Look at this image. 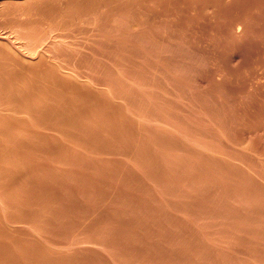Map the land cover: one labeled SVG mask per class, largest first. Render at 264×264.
<instances>
[{"label": "rangeland", "instance_id": "1", "mask_svg": "<svg viewBox=\"0 0 264 264\" xmlns=\"http://www.w3.org/2000/svg\"><path fill=\"white\" fill-rule=\"evenodd\" d=\"M23 1H25V2H23ZM23 1L21 0L20 3L18 2L19 5L17 2H12V3H8V4L4 5L3 8L5 7L4 9L7 10V12L5 10L1 9V11H0V40H2L3 37H5V36L8 37L7 40H5V41L2 40L3 41V42L1 41L2 43L7 42L8 45L11 44L10 46H12L17 42H20L23 45H27L28 42L29 43L34 42L35 36H38V34H39L38 32H40L45 27L44 25H42L43 17L46 16L45 13L46 14H48V12L51 13V11H50L51 9H52V13H55L54 16L58 13H61V11H63L64 15L66 14L65 17L63 15L62 18L59 17L56 20L55 27L57 29L55 30V33L67 34L69 26H70L69 22H71V24H72V20L75 21L73 18L74 16L71 15L72 16V18H71L70 13L72 12V13L76 14L80 10H81L80 11L81 14L83 12L86 13L87 9H88L87 7H89V9H90V5H91L92 1L94 2L92 7H94V6L97 7L98 2L100 0H98V1L97 0L96 1L95 0H92V1L89 0L88 2H86L87 0H76V1L70 0V3L73 2L71 4L67 2L69 0H61L62 2H59L60 0H52L53 4L50 3L51 0H49V1L48 0L47 1L46 0H30V1L29 0H23ZM53 1L56 2L55 3L56 5L59 3L58 6H60V8H62V9L69 6L68 8L71 9V12L70 13L67 12L69 10L68 8H65L63 10L61 9V11L58 10L59 9L58 6H56L57 7L56 8L54 6L55 4ZM64 1L66 3H64ZM77 1H79V3H76ZM101 1L103 2L106 0H101ZM117 1H120L119 5L122 6L121 5L122 0H117ZM117 1L113 0L112 9L115 12L112 11V14L114 17L119 16L118 19L119 18H121V19L124 18V19H122L123 23L121 20L120 21L118 20L117 23L112 22V21L117 20V18H115L116 20H114L113 16H112L113 18L111 17V20L112 19L113 20L112 21L110 20V26H111L110 29H112L109 32V35L111 36V37L109 36L110 41H111L110 43L113 42L112 44H114V45L116 44L115 45L116 48H115V46L112 47L113 46L112 44L110 45V49L108 48L109 50L106 48H101L102 49V51H101L100 47H102V46L96 47L95 48L96 51H94L95 53H93L92 56L85 55L82 58H80L79 63H77V65L80 64L78 66V68L80 70H82L85 75L88 76V74H89V75L93 76L94 79H96V80L90 78L91 76L90 77L88 76L90 78V81L85 79V78H80V79L78 78V81H77L79 84L78 87L81 86L80 87L81 89L80 88L78 89V87H76L77 89L76 88L74 89V88H67L64 86L61 89L62 85H57L55 83L49 82L48 83L49 89L50 88L52 89L53 85H54V87H56V89H58V90L61 89L60 91L62 92V94L64 96L59 91H57V92L54 91L55 88H53L52 91L49 90L52 93L48 92V93H50V94L47 93L48 95L47 94H41L40 92H37L38 93L37 94L36 92H34V94H33L34 98L32 97V94L30 96L33 99H31V98L28 99L27 96H23L24 98L27 99L26 101H24V100H22L24 98H22V99L19 98L20 100L24 101V103L27 102L29 104V102H31V100L33 101L34 99L35 100L36 99L42 100V98H43V101H41V102L49 101L50 99L52 100L53 98H52L51 94H56V93L61 94L59 96H57V95L54 96V99L57 96V98H56L57 100H60L62 98H66V96L71 97L72 94L74 96V94H77V93L85 95V96H83V98H81V100L73 101V104H71L66 109V111L61 112V118H58L60 116H53V118H51L52 121L57 120L58 123H61L59 125H63L62 127H64V128L60 129L62 131L60 133V135H65L66 131L70 132L69 129H65L67 127L70 129L74 128L73 130L71 129L72 131H74L77 127L76 133L75 132L72 133V131H71V134L73 137L79 138V140L83 141V142L82 141L79 142V140L75 139L78 142V143H76V145H78V144L80 145V143H81V145L80 146L78 145V146L81 147L83 145V147L79 148L78 146H75V144H73V149H71L72 148L71 142H73L72 139H74V138L71 137L72 139L69 142L68 141L69 139L67 137L71 136V135H67L68 132L66 134L67 137H66V135L64 136V138H61L62 136L60 137L62 139L61 140L59 137L57 138V136H59L58 135L59 132H57V135H56L55 132H51V131L46 130L49 133H46V131H45V133H46L45 134V133H42L43 131H38L39 130L38 128L33 127L34 128L33 129L29 124L28 115L26 114L27 115L26 116L24 114V116L27 118V120H26L25 117L22 116L23 114L21 115V113H20V115L18 114L17 118L19 116H20L19 118L23 117L26 120V126H23L24 124L21 126L16 125V127L13 130L14 132H12V134H10V133H9L10 135L8 133L6 134V132H4L5 130L2 132L3 134H1L3 136L5 133L6 135H4V136H7V137H11L12 135H14V136L16 135L15 136L16 140L17 141L19 140L18 141V143H19L18 147H16L18 144L17 141L16 140H14L15 142L13 141L14 142L13 144L17 143L15 145V147L13 145V148H14L13 152L14 151L15 152H14V154L12 152L11 154H9V156L10 155L15 156L16 152L19 151V148H22V145H24V143L21 144V142H20L21 139L23 140L22 142L27 141V139H29L28 140L29 142L31 141V143L28 144L30 146L29 149H28V145L26 144V143H28V141L25 143L26 148H27L26 152H28V154L26 153V156H28L29 160L33 161L34 163L37 160H39V161H40V159L42 160L43 159L42 155L43 156L45 155L44 159L42 161L45 160L46 155H47L46 158H48L50 156V153L46 154L47 151L51 152L50 157L52 158V161L54 158L52 156V154L55 156V159L58 158L59 155H62V156L66 155L67 157L61 156L63 160H60L61 159L60 156H59L60 159H58V160L56 159L59 164L60 163L63 164L64 162H66L65 164L61 165L60 168L58 166L59 164L56 162L55 159H54L55 161L52 162L53 165H54V162L57 164L54 166L57 167L56 169H59V171L57 170L58 171L57 172L56 169H54L55 168L54 167L53 169L57 172V174H55V172H52L53 169L51 168L52 169L51 174L52 175L54 174V176H56L57 178H60L57 180V181L60 180V183L58 182V184L60 186H57L58 185L57 183L55 185V183L53 181V184L55 185V187H53L52 180L55 177L52 176L51 174H50V176H52V177L47 176V180H49L48 177H50L52 179V180L50 179L51 181L50 180L48 181L51 183H49L47 186L52 184L49 187V188H52V190H53V188L55 189L57 187L63 186L65 188H67V191H68L69 187H72L71 188L72 192L68 191V193H67L65 190L64 192H66V194L60 195V193H59L60 188L56 189L55 191L53 190L54 192L58 191V193L56 192L58 195L56 193H55V195L60 196V197H57L59 199H57L55 196L56 200H58V201H56L54 198V200L56 201L55 205L51 204L52 207L55 206L53 211L55 209L57 210V215H56V213H55V215L56 216L59 215V217L56 220L53 219L54 217L51 213V211H52L51 209H50L51 211L49 210L50 213L48 210L46 211L49 214H48L47 218L44 220H43V218H44L43 213L42 214L40 213L42 216L39 214V212H38V214L36 213V211H39L37 208H33L34 209V210H32L33 213H29V211L28 212L26 211L29 214L22 213L23 210L21 212V209H22L21 206H20V208H21L20 211H17L19 209L17 207L19 203L14 204V205H16L17 210L14 208V205L12 206L14 208L13 210H15V212L16 211L18 213L20 212L19 215L17 214V212L11 213V211H12L11 210L12 207L10 208L11 203L15 202V201L12 202V200H14V197H16V198L19 197L18 195L22 193V191L19 192L21 190V188L25 189L24 188L25 184L23 182L25 180H23V181L21 180L22 179V178H20L21 175H23V179H27L25 181L26 183L28 182L27 185L30 183V181H32L31 182L32 184L30 183V185H28L29 186L28 189L25 190V192L23 190V192L25 194L30 190L33 183H35V185H38V183H40V185H42V183L44 184V182H42V181H44L46 179V175H44V173L47 172V169L42 170V167L40 169V166H43L44 164H48L49 159H50L49 161L51 163V158L47 159L46 160L47 162L44 161V164L41 161V163L39 162L41 165H39V164H37L38 163V161H37L35 163V165H31V164H33V162L29 161L26 158V156L24 157L25 149H24V151H23V149L22 150L20 149L21 151H19V153H18V154H20V152H21V154L23 153L22 154L23 156L22 155L21 156L26 159L25 161H23L21 159L22 157L18 154H16L17 158H15L16 156L14 157L15 159H19V156H20L21 157L20 161H19L20 163L22 161L26 163L27 160L29 162H31V164L28 162V163H26L25 166L24 165L23 166L27 167V165L29 166V164H30L33 168L32 170L36 174V177H38V176L41 177L38 174H41V175L43 174L44 175V176L42 175V177H44L43 179H42V177L40 179L38 178L40 180V182L36 181L37 179H36V177L34 178V176H35L34 174L30 175L31 177L34 175L31 180L29 179L30 176H28L29 178L27 177V175H29L31 173L26 172V171H28L27 169H31V166L27 167L26 171H25V168H22L23 166H21L23 163L20 165V163H18V164L16 163V162H18V160L16 162L14 161L15 163H13L11 159H10L11 161L7 160V162H9V164H10V167H13L15 164H16V166L17 165L21 166L19 168H17L18 166L16 168H15V166L13 168H11V169H14V168L19 169L18 171H21V172L17 171L16 174L19 173L21 175H19V174L15 175V173H13L15 171V169H14V171L11 170V171H13L12 173L10 171V173H11L10 177L12 175H15V176H12V178L14 177L13 182L18 180L17 178H19L20 180H18L16 182H18L20 185V182L22 181L21 184H24L23 186L21 185L22 187H20L18 185L20 188L17 187V184H15L16 190H18V188L20 189L18 191H15L18 193L16 195V194H14L15 192H13V190H15V188L14 189L12 188V186L14 187L15 185L13 184L12 179L10 180L11 182L9 181V178H10L9 174L10 173H9L7 167H5L7 163H6V160L4 158L8 154L7 153L5 154V151L2 150L1 152H4L3 155L5 154L4 155L5 157L2 156V153H1L0 155L2 156V158L1 157L0 158L2 160L0 159V161H1V164L3 163L2 166L5 167V170L7 169L6 171H8L7 174H5V172L3 174L8 175L9 178L6 176L7 177V179H6V177H3L2 173H0V178L2 177L1 178L2 182L0 179V183H3L4 180L7 183V184L5 183V185L2 184L0 186L4 185L3 187H5V188H6V186L7 187L9 186L8 187L9 189L6 188L9 191H7L6 189L3 190L4 188L0 187L1 193H5V191H6L5 194H7V195L3 194L5 197L3 195L0 197L3 198L2 200L7 201L8 198L10 199V196H11L10 190H12V189H13L12 190L13 195H12V199L9 200L11 202L8 203V205L5 204V205H7V207H5V205L2 206L1 205L2 203H0V213L1 214L3 213V211H5L4 214L6 212L11 213V214L6 213L8 215H11V218L5 214V216L9 217V218L6 217L7 223L5 225L8 224V227L7 226H5V227H7V230L5 229L4 225H2L4 223L3 221L5 220L4 215L2 214V216H3V218H2V216L0 214L1 220L3 219L2 222L0 221V229L1 228L3 229V230H0L1 233L3 232V236L2 235L1 236L4 237V235L7 234L6 233L7 231L9 233V236H8V234H7V236H5L6 239H4L0 236L1 237L0 238V241H1L0 242V250H1L0 253H3V254L5 253L4 254L5 257L3 255L0 256V259L3 257L0 261H2L4 259L3 261L5 262V260H6L5 258L8 257V256H6L8 253L7 252L8 250L10 251V253H11V251L13 253V252H15L14 250H17L16 249L17 247L12 248V250H11V246H12L13 242L16 243V241H17V245H18V242L20 245V246L18 245L20 247V248L18 247L20 249V250L18 249L19 251H21L22 246H25L23 244H26V248H27V249L25 248L21 251L22 253L24 252V256L20 252V256L22 255L23 257L19 256L18 250L15 252L16 257L15 256L14 257L15 258L18 257V259H16V260H20V261H17V262H20V263L23 262L22 264H105V263L106 264H111V263L114 264V262H113L114 259H112L113 258L112 256L117 257L119 255L121 257L120 258L121 261L119 259H117V260H119L118 262H117V260H115L116 264L117 263L120 264L121 262L123 264H129V263L130 264H248V263H250V264H262L261 262L262 261L264 262V201L262 200V199H264V193H263L264 185L261 186L262 184H264L263 183L264 182L263 181L264 180V177H263L264 176L263 175L264 174V152L261 153L262 150L264 151V145H263L264 140L261 141V139H264V133H262V131L264 130V96L262 95V92L264 93V90H263L264 86H262V85H264V82H263L264 81V79H263L264 78V0H249L250 2L248 0H247L248 2L246 0H244V1L240 0V2L238 4L240 6H238L239 8H237V9H236L235 5H237L238 2L235 3L236 0L235 1L233 0V2H232V0H229V1L226 0V2L228 3L227 6H226V3L224 0H220V1L218 0L219 1L218 5H220L222 3L221 4L223 6L222 8L225 7L224 9H221V5H220L219 6L220 10L217 9V6L215 7L218 11L217 14L219 13V11L220 12L222 10L225 11V13H224V11H223V13L222 12L219 13L221 15L222 14L224 15V16L222 15V18H221V15L218 14L220 16V18L223 19L220 21L218 20L219 17L218 18L216 17L218 15H216L215 11H213L214 6H211L214 4L216 5L217 0H203V1L199 0L201 7L199 6L198 0H196V2H195V0H177V2H179V4H177L176 0L174 1L176 3H174V2L171 3V0H169L168 3H167V0H161L162 1L161 3H160V0H155V1L152 0L154 2L149 3L150 1L147 0L148 6H147L146 2H141L143 0H138L139 2L137 0H129L130 3L133 1L131 3L132 5L128 2V0H126L128 2V4H127V2H125V0H123L124 6H122V7L118 6ZM136 1L138 2L137 3L138 5H134V2L136 3ZM144 1H146V0H144ZM163 1H165L164 4H166V3L167 4L164 5ZM191 1H194V2H191ZM230 1L233 4L234 3L235 4L233 5L232 3H230ZM85 2L88 4H86ZM124 2L126 5L124 4ZM156 2L160 3V5L163 4L164 6L161 5L163 7L159 8V10H157L159 7V4L157 5ZM190 2L192 3L191 5L189 4ZM241 2H242V4H241ZM63 3L65 4L64 6H63ZM82 3H84V6ZM89 3H90V5H89ZM99 3H101V2H99ZM140 3L146 9L150 8L149 10L147 9L149 12H147V10H145L147 13H149V14H147L148 17L146 16V13H144L145 11L143 12L142 10H140L143 8V7L140 8L141 7ZM193 3H195L197 5H195ZM209 3H212V4H209ZM223 3H224V5H223ZM66 4H68V5H66ZM115 4H116V9L118 8L117 11L114 9ZM150 4H152V5L150 6ZM172 4L173 5L177 4L178 6L177 5L176 6L178 7V10H176L177 7L174 8L175 5L173 6ZM45 5H46V7H44ZM71 5H74V7ZM75 5H77L79 7L81 5L82 9L77 8L78 11L77 10L73 11L77 7ZM182 5L185 6V8H183ZM188 5H190V6H188ZM245 5H248V6H245ZM85 6H87L86 10H85ZM99 6H100V4H99ZM125 6L126 7L131 6L133 8L127 7V11L129 10V13H127L126 9H124V8H126ZM136 6H137V8H136ZM229 6L232 8V12H231L232 16L230 13H228V14L226 13L227 11H229V12L231 11V8H229ZM6 7H7V9H6ZM151 7L153 8L152 9L153 15H150L151 11H152ZM180 7H182V9H183V10L180 9V11L182 10L181 11L182 14H178ZM194 7L198 8V9H196V8L194 9ZM203 7H205V8H203ZM206 7H208V9ZM209 7H211V8L209 9ZM226 7L229 8L230 10L226 9ZM46 8H48V9H46ZM119 8L120 9L123 8L122 12H121V10H119ZM199 8H201V9H199ZM215 8H214V10H215ZM133 10H134V12H133ZM136 10H138V11L140 10L139 14H142L141 15V16H143L142 18L139 16L138 11H136ZM174 10H176V11H174ZM198 10H200V12ZM201 10H204V11H202L203 12V14H202L203 18L200 20L199 18H201V14H200ZM206 10L212 11V12L206 13L205 12ZM158 11H160V12H158ZM166 11H167V13H165ZM172 11H174V13L177 12V15L175 13L176 17H178V18L175 17L176 20L174 18L169 17V14ZM233 11L235 14L233 13ZM235 11L241 13L240 17H238L239 13H238V15H236L237 12H235ZM9 12H11V13H9ZM12 12H15V13H12ZM37 12L39 13V17L36 14ZM123 12L124 13L126 12V13L124 14ZM194 12H195V14H192ZM204 12H205V15H204ZM41 13L43 16L41 15ZM119 13L122 15L124 14L125 17H124V15L123 16L118 15ZM156 13H157V15H159L158 16L159 20L156 17L157 16ZM184 13H186L189 16L187 17V15H183ZM212 13H214L215 15H211ZM16 14H17V16H16ZM78 14L79 13L76 14V18H75L77 20L79 17H82L81 14H80L81 16L77 17ZM137 14H138V16H137ZM160 14L165 15V16L160 17ZM172 14H173V12H172ZM206 14H207V16H206ZM225 14L230 16L228 18L229 20L227 19L228 16ZM128 15H129V17H128ZM180 15H182V16H180ZM191 15L194 16V19H192L193 16L191 17ZM208 15H211V17H213V18H211V19L208 18L209 17ZM40 16H42V17L40 18ZM126 16H127V19H125ZM170 16H171V14H170ZM179 16H180V18H179ZM184 16H185V20L183 18ZM131 17H133V18H131ZM138 17H140V18H138ZM163 17H166V18L163 19L164 21H161V19ZM172 17H174V14ZM186 17L188 18V20ZM204 17H205V19H204ZM206 17L208 19H206ZM235 17H237L239 19H237ZM16 18L18 20H16ZM63 18H66V21L63 20ZM69 18H71V20ZM128 18L130 19V22H129ZM151 18L153 19L152 21L155 20L154 25H153V22L151 21ZM230 18L232 20L234 19V21L232 22V20H230ZM240 18H242V19L244 18L243 22ZM142 19H143V21H142ZM165 19H166V21H165ZM178 19H181L182 21L180 22V20H178ZM189 19H191V21L196 19L195 21H196V24L198 27L195 25L194 21H193L194 26H191L193 23H191V25H190V23H188V21L191 22ZM226 19L228 20V22H226L227 21ZM61 20L66 23L67 29L64 26H63L64 28L62 27L63 29H60L61 24H59V23H64ZM124 20H128V22L126 23V21H124ZM132 21L137 24L136 28H138L139 31L144 29L145 35L149 34L148 32H150L149 36L150 37L156 36L155 40L156 39L157 40L155 41L154 38L151 37V38H153L152 39L153 41H151V39H148L149 36L148 35L144 36V34H143V36L142 35L139 36L140 35L139 31H138L139 35L131 34L129 28H127V27L131 24ZM141 21H142V23H141ZM148 21L152 22V24L148 23ZM160 21L163 24V25L161 24L162 26H160V23L158 26V22H160ZM145 22H147L148 25L145 24ZM173 22L175 24H177V23L180 24L179 26H181V27H183L182 25L185 23V25L187 24L190 27V29H192V30H190L189 28H188L189 29L188 30L187 25H186V27L184 25L185 29L183 28V30H187L188 34L185 35L182 33L183 34L182 35L180 33L181 27H178L177 26L178 24H177L176 26L180 30L177 31L179 36L178 35L176 36L175 32L178 29H175V28H174L175 30L173 29V27L175 25ZM182 22H184V23H182ZM239 22H242L241 27L244 29H242L240 27V25H237V24H240ZM39 23H41V24H39ZM164 23H170V25L167 26ZM211 23H213V24H211ZM230 23H231V26L235 25L236 27L235 26L231 27ZM209 24H211V25H209ZM142 25H145L144 27H146L148 29V31L146 30V28H143ZM154 26H158V28H157L158 31L160 30L161 27L162 28L165 27V28H163L162 31L160 30L161 32H158V31H155L156 27L154 28L155 30L153 29ZM29 27H31V28H29ZM120 27L122 29H120ZM150 27H152L151 30L153 29V32L150 30ZM167 27L170 28L171 33L174 30V32L171 35H168L169 34L168 33L169 28H167ZM199 27H203L202 30H201V28L199 29ZM245 27L248 29H246ZM38 28H40V29H38ZM125 28L128 31L125 30ZM194 28H196V29H194ZM231 28H233V29L236 28V29L233 30ZM31 29L32 30L36 29V30L31 31ZM37 29L39 31H37ZM114 29L115 30L117 29L116 30L117 32L113 31ZM245 29L247 31H245ZM198 30H201V31L198 32ZM242 30H244L246 33ZM29 31H31V32H29ZM35 31H37V32H35ZM166 31H168L166 34L163 33ZM195 31H196V33H195ZM231 31H233V32H231ZM234 31L237 32V34ZM151 32L153 33L152 35H151ZM155 32H157V34H155ZM181 32H184V31H181ZM117 33H119L120 35ZM200 33H202V34L200 35ZM238 33H240L241 35ZM30 34L32 35V37ZM126 34L129 36L128 39H127L128 36ZM172 35H173V37H171ZM188 35H190L189 40H188L189 42H187V38H185L186 40H183L184 37L188 36ZM197 35H199V36H197ZM136 36L139 37L140 40H139V38L137 39ZM15 37L19 38V39H16ZM20 37H21V39H20ZM29 37L33 38V39H30ZM141 37H145V39L147 38L146 40H144V39L143 40L145 42L148 40V42H151V44L146 45L148 42L147 43H145L144 41L142 42ZM166 37H168V39H172V40H167ZM178 37H181L180 38L182 40L181 43L184 41V43H186L187 45H185L184 43L180 44V42H179V44H176L178 39L176 41H174V40ZM111 38H113V39H111ZM28 39H30V41ZM8 40H11V41H8ZM133 40H135V41H133ZM163 40L166 42H164ZM21 41H23V42H21ZM12 42L14 44H12ZM122 42L124 43V45ZM157 42L160 43V45H161L160 48L157 47L159 45ZM163 42L165 43V45L167 43L169 45L171 43H173L176 45V47H174L175 45H172L174 47L172 49V47L167 44L166 46H164L165 47L164 48V47H162L164 45ZM193 42H194V44H193ZM2 43H0V45ZM153 43H154V46L152 45ZM155 43H157V44H155ZM7 44L5 43V44H2L3 46L2 45L0 46V49H1L0 50V55H1L0 59L3 56L2 59L0 60L1 61L0 72L2 70V72L0 73V76L4 72L3 70H7V67L10 69V71L13 68L12 69L13 73H14V71L18 70L19 66H20V68H22V66L25 68L22 70L20 69L21 70V71L19 70L20 72L17 71V74L15 72L14 75H10V76H8V73L6 75L5 74L6 72H5L4 76H1L2 78H0V79H4L3 77L6 78L8 76L6 78V80L8 79V81H9V79H10L9 83L11 86V84L14 83L15 80L17 79L16 75H18V77H19L18 80H20V79L22 80V78H23V80H22L23 83H20L18 81L19 84L23 85V87L28 86V84H26V82H24V81H27V82L29 81V83H30L31 81H37L38 80V83H40V84L42 82H46V79L42 80L40 75H39V71L44 69L42 67H45L44 64H42L43 63L42 59L41 60L39 59L40 61L37 60V58L40 57L39 51H41V50H39L38 52H36V54H33V55L32 54H25L24 56L22 55V57L27 58V59H24V60H26V64L24 63L25 66L22 64H18V62L14 61L16 63V65H15L14 62H12V61H11L12 64L10 62H8L11 59H8V56L3 54L4 52L2 50L4 49L5 45H6V47L8 46ZM128 45H130V47ZM144 45L147 47L149 46L148 49H147V47L145 48ZM179 45H183V47H181ZM141 46L144 47L145 49H147V52H146V50H143L144 48H142ZM155 46H156V49L158 51V53L156 52V54H155L156 49L154 50ZM168 46L170 47V49H167V48H169ZM150 47H152V50L150 49L151 51H149ZM61 48H62L61 49V52H62L61 56L64 57L65 59H69L71 57V54H72L69 51L70 49L68 50L65 47H61ZM125 48H128V50L126 49L127 50L126 51ZM129 48L131 50H134L132 52H135V53L133 54L131 52V50L129 53ZM113 49H116V50L113 51ZM158 49H160V50H158ZM161 49H162V51H161ZM63 50H67V52L64 53ZM98 51H99V53H98ZM109 51L117 52L116 53L117 55H115V53L113 55V54H111L112 52L109 53ZM138 51H140L144 55L141 56L140 55L141 53ZM100 52H103L104 54L103 53L100 54ZM136 52H137V57L135 56ZM145 53H146V55H145ZM95 54H97L98 57H96L97 55H95ZM149 54L150 55L152 54V55L149 56ZM27 55H28V57H27ZM5 56H7V61H6V59H5V61L3 59ZM88 56H90V57H88ZM30 57H32L30 59L31 62H29V61L27 62V60H29ZM41 57H42V55H41ZM67 57H69V58H67ZM101 57H102V60H101ZM106 57L109 60L105 59ZM122 57H125L126 59L124 58L122 60ZM140 57H142L144 62L147 61V63L144 64ZM151 57H154V58L156 57L155 60L156 59L157 60L154 61V59H152ZM98 58L101 61H99ZM96 59L98 60V62ZM103 60L106 61L105 63L108 62L107 64L109 66L107 64H105ZM117 60H118V62L122 61L123 63L127 60L126 61L127 63L125 62L126 63V65H125L121 62L124 66L121 63L120 64L122 66H120V64L117 62ZM35 61H37V63ZM150 61L155 62V64L150 62ZM2 62H6L5 63L6 65H8L7 63H9L10 66L8 65L6 67V66H4V63H2ZM113 62L115 65H113ZM131 62H134V63H131ZM98 63L101 65L100 67L98 66ZM111 63H112V65L110 66ZM46 64H48V63H46ZM143 64L146 66H144ZM102 65L104 68L107 67V69H104L102 67ZM116 65H118V66H116ZM127 65H129V69H127L128 68ZM133 65L135 67H132ZM149 65H151L150 68H148ZM215 65H217V66H215ZM86 66L88 67V69L86 68ZM112 66L114 67V69H111ZM119 66H120V69H119ZM108 67H110L111 70ZM122 67H124L123 70L121 69ZM125 67H126V69H125ZM142 67H145V68L142 69ZM26 68L28 69V71ZM135 69H137V70H135ZM216 69L218 70V72ZM87 70H88V72H87ZM112 70H114V71H112ZM127 70H128V72H127ZM214 70H216V71H214ZM33 71H34L35 75H34ZM102 71H104V72L101 73ZM130 71L131 72L136 71L137 73H135V74L137 76H135L134 73L133 72L131 73ZM213 71L215 72V75H214ZM37 72H38V75H36ZM110 72H111V75H108V74H110ZM219 72H220V74H217ZM90 73H92V74H90ZM106 73H107V75H106ZM112 75H113V77H112ZM114 75L118 76L117 77L118 80H117L116 76L114 78ZM151 75L153 78L151 77ZM218 75H220V76H218ZM20 76H21V78H20ZM25 76L28 77V79ZM95 76H98V77L96 78ZM128 76L130 79L128 78ZM134 76H135V78L137 77L138 79L137 78L135 79ZM148 76H149V78H148ZM121 77L122 78L124 77V78L122 79ZM113 78L117 81L114 82L115 80ZM119 78H120V80H119ZM141 78H143V80H144V81L142 80L143 82H141V83L146 84V85L144 84V86H148L150 88L153 85L152 87L154 89H151V90L149 88H147L148 90L144 89L143 88L144 86L141 85V83L139 82V81H141ZM156 78L158 81L156 80V82H155L154 79H156ZM211 78H213V80ZM82 79H83V82H81ZM99 79H102V81L104 80L105 81V82L103 81L104 84L101 81H99ZM124 79H126V80L129 79V80L126 81ZM131 79L133 80L134 83L131 82L132 81ZM242 79H243V81L246 82L245 84L242 82ZM6 80H4L5 83H7ZM111 81L114 84H111L112 83ZM124 81H126V82H124ZM129 81L134 85L137 83L140 84L141 86H143L142 89H144V90L143 91L140 90L141 88L139 89L138 85H135V88H134L133 85L129 83ZM87 82H88V85L93 83L89 86L90 87V90L88 89L89 91L87 90L88 85L85 84ZM97 82H98V84H97ZM99 82L102 84L100 85ZM15 83L17 84V82H15ZM253 83L255 86L254 85L251 86ZM257 83H259L261 85H259ZM16 84H15V86L13 85L14 86L13 88H15V87H17L18 89L23 88L21 85H16ZM126 84H128V86ZM8 85L6 88L9 90L11 88ZM83 85L86 87H83ZM97 85L98 86L100 85V90L102 89L101 93H100V90H97V91L94 90L96 87H97L96 89H99ZM258 85H259V88H256ZM91 86L92 87L94 86V87L92 88ZM105 86H107V87H105ZM112 87H114L113 91H112ZM115 87H118V88H115ZM119 87H122V88H119ZM128 87L130 90L127 89ZM65 88H66V90L68 89V91H65ZM251 88L253 90H251ZM69 89H70V92H69ZM71 89H72V93H71ZM91 89H92V91H94L95 96H94V93L91 92ZM124 89H126V90H124ZM134 89H138L139 93H138V90L135 91ZM243 89H246L245 90L246 94H245V91ZM248 89H249V91H248ZM257 89H259V91ZM121 90H123V92ZM127 90H129V91H127ZM146 90L149 91L150 93L149 92L147 93ZM153 90H155L156 92L154 93ZM239 90H242L244 94L242 93V91H239ZM124 91H125V93H124ZM126 91L129 92L130 94H126ZM152 91H153V95L157 98L153 97V95L151 94ZM66 92H69L71 95L69 93L66 95L65 94ZM87 92L88 93L91 92L90 94L93 93L92 95L94 96V99L92 98V100L94 101L95 106H94V103L92 100L87 99V97H86ZM97 92L99 93L98 95H97ZM113 92H115V93H113ZM141 92H144L146 95L142 94ZM239 93H241L242 95L240 94L241 96L240 95L237 96ZM257 93H259L258 96H257ZM100 94H102V95L100 96ZM147 94H149V95L147 96ZM155 94H157V95H155ZM248 94H251L254 97L249 95L250 96V98H249V96L247 97ZM36 95H37V97L40 96L41 98H35ZM49 95H51V97ZM116 95L118 96V98L116 97ZM128 95H131V97H129ZM28 96H29V94H28ZM47 96H48V98H47ZM61 96H63V97H61ZM99 96H100V98L102 97L104 101L101 100L102 98L100 100H98ZM103 96H105L106 98L104 99ZM151 96H152V99L154 98L153 100L151 99ZM107 97L109 100H107ZM126 97H129L131 99V102H129L130 101L129 98H126ZM149 97H150V99H149ZM235 97L236 98L239 97L238 99H241L244 97L245 98L244 100H247V102H244L243 99H241V101L237 99L238 101H240V106H239L238 105L239 102L235 99ZM252 97H253V99H252ZM259 97H261L262 99H260ZM111 98H113V99L110 100ZM158 99L160 101H158ZM35 100L33 101V103H35ZM38 100H36V102H37L36 104H38L40 102ZM106 100L109 101L107 104H105L107 102ZM113 100H114V102H113ZM122 100L124 101V103ZM125 100H127V102ZM100 101H101V103H100ZM115 101H116V103L119 102L120 105L118 103L116 104ZM242 101H243V103H245L244 104L245 106H246V103L247 104L250 103V105L252 103H254L255 105L254 104H252V105H254L255 107H253L251 105L252 106V109H251V107L249 105H247V107L248 106L249 107L245 108ZM253 101H256V102H253ZM159 102L161 104H158ZM33 103L31 102L30 104H33ZM53 103H56V101L51 102V104H53ZM102 103H104V104H102ZM110 103L112 106V107L110 106L111 108L109 107ZM126 103H128L130 105H127ZM98 104L102 105V107H103V108L99 109V111H98V108L100 106H98ZM122 104H124V105H122ZM74 105L77 106V107L75 106L74 109L79 108L78 111L71 108ZM127 106L128 107L130 106L131 109L127 108ZM16 107L18 109H20L19 106H16ZM117 107H119V108H117ZM184 107L187 109H185ZM140 108L141 109H147V110H143V111H149V112H146V113H148L149 116H150V114L155 115V116H153V118H152V116H150V118L147 117V119H149L151 121H153V119H156V121H157V119H158V122H160L159 121V119H160L161 120L160 125H158L159 123L155 122V121L146 125L145 123H149L151 121L146 120V118H144L142 116L143 113L144 114H146V113L143 111L141 112ZM249 108H250V110L256 109V110H253L254 113H256V111H261V112H260V114L257 112V115H255L252 111H249ZM104 109L105 110L107 109V112ZM111 109L112 110L114 109L113 110L114 112L111 111ZM128 109L130 110V112H128ZM115 110L122 112V114H119V113L114 114L116 112ZM235 110H236V113H235ZM102 111H104V112H102ZM108 111L111 112V114ZM238 111H240V112H238ZM246 111H248V114ZM105 112H106V114L107 113L108 114L107 115L102 114ZM242 112L244 113V115ZM251 112L253 113V115ZM130 113L132 115L135 114L136 117L133 116L134 117L133 118ZM240 113L243 115L242 116L243 118H241V120H240V116L238 115ZM261 113L263 114V117L261 116ZM99 114H101L103 116L105 115L107 117V121L110 119L108 122L109 123L111 122V125L113 127L111 125L107 126V125H109V123L104 121L103 119L100 120L101 116H100V119H98ZM112 114H114V115H112ZM136 114L139 115L140 118H142V120L145 119L146 121L144 120L145 122L140 123L142 120H140L139 116H137ZM46 115L47 116H43V118L40 116L42 119L39 116H37V118L38 119L40 118V122H41V120H42V122H44V121H46V120H44V117H49L48 120H49V123H51L52 122V121H50V117H52L51 113H47ZM76 115H80V116H76ZM111 115H112V117H111ZM119 115L121 116V119L125 117L126 119H130L129 120L130 122L133 120L132 123L135 121H136V123L130 124V122H129V124H128V122L127 123H126V121L123 122L124 120L122 121L121 119H120L121 121H119V117H120ZM122 115H123V117H122ZM249 115H250V117H248ZM258 115L260 117H258ZM108 116H110V117H108ZM246 116H247V118H245ZM255 116H257L258 119L257 118L255 119L254 118ZM106 117H104L105 120H106ZM145 117H146V115H145ZM35 118H36V116H34V119ZM135 118H137V119H135ZM138 118L140 120L139 122H137ZM235 120H237V121H235ZM27 121H28V123H27ZM57 121H55L56 123H54V124L58 125ZM100 121L104 124H107V125H102V127L100 125V129H99V127L96 126V124L99 125L101 123ZM112 121H113V124H112ZM65 122H67V123L69 122V123L65 124ZM84 122H85V124H84ZM89 122H92L90 124V129L91 128L96 129L93 126H96L98 128V129H96V131L94 129H91L92 134L95 135L94 133L99 132V134L97 133L92 138L93 140H91V137L93 135L89 136L91 134V132H90L91 130L88 131L89 130ZM117 122H119L118 123L119 125L117 124ZM74 123H76V125ZM52 124H53V122H52ZM69 124H74V126L69 125ZM79 124L81 125L79 127H81L83 129V130L80 129L81 132L83 131V134L81 132L78 134V132H79L78 131V128H79L78 125ZM82 124H84V125L87 124V125L84 127V125L82 126ZM248 124L251 126L250 130H249ZM56 125H54L55 127L54 126L53 127L55 128V130L58 129L57 131H59V127L57 126V128H56ZM144 125H146L147 127ZM237 125L239 127L236 129ZM254 125L257 128L256 130H255V128L252 127ZM117 127H118V129H117ZM18 128L19 129L21 128V130H22V128H24L23 130H25V131L17 130ZM101 128H103L105 131H101ZM107 128H109V129H107ZM112 128H113V133L111 131L110 132L108 131V130H111ZM261 128H262V130H260ZM244 129H246L245 130L246 132L243 131ZM26 130H28V131L26 132ZM55 130H53V131H55ZM63 130H64V132H63ZM238 130L245 132L244 134H242L241 132H238V135H240V133H241L243 136L241 135L239 137L238 135H236ZM258 130H259V132H258ZM31 131H33L34 133L36 132V135L37 134L40 135L42 133L41 135H43V136L46 135V136L44 138H43V136L38 137L39 135L38 136L33 135V132L31 134H28V132L30 133ZM85 131H86L85 134L90 132L89 135L87 134L90 139L87 136H84ZM93 131H95V132H93ZM106 131H108V133ZM22 132L28 138L26 136H23ZM104 132L106 133L107 136H105ZM250 132H251V134H250ZM53 133H55L54 134V135H56L55 137L58 140H60V141H58L57 139H56L57 141L51 140L53 142L54 141L57 142V143L54 142L55 143L54 145H56V146H54L52 144L53 142H51V143L49 142L50 141L49 139H52V138L48 139V137H52V136L47 137V134L53 135ZM177 133H179V134L177 135ZM259 133L263 134V137ZM19 134H21V135H19ZM181 134H182V137H181ZM191 134H192L193 138L190 136ZM17 135L19 138L17 137ZM28 135H30L31 138ZM187 135H188V137H187ZM194 135H195V138H194ZM22 136L24 137V139ZM82 136H84L85 138L83 137V139H81ZM189 136L193 139L192 143L190 142L191 138ZM234 136H235V138H234ZM7 137H5V138H7ZM105 137H108V139L111 138L110 139L111 145L105 143V140L107 139L106 138L104 140ZM183 137H185L187 140L184 139ZM199 137H201L202 141L203 140L204 141L203 142L199 141V140H201V138L199 140L197 139ZM237 137H239V141L235 143V140H234V142H233V138L236 139ZM241 137H243V138H241ZM25 138H27V139H25ZM39 138H41L40 142L43 143L40 145V146L43 145L42 147H39V145H38L39 142L35 143V141H33V143H32V139H34V140L37 139V141H39ZM65 138H67L66 140L70 143V145H71L70 148H69V146L68 147L66 146V144L68 145L69 143L65 142L66 141V140H64ZM123 138L126 140H124ZM249 138L251 139L250 141H253V143L254 142L255 143H254V145H253V143L252 144L250 143V147H251V148H249L250 151H246L249 146H247V148H246V145L241 143V141L244 142V140H247ZM42 139H45V140L48 139L49 141L44 140L46 142L44 144ZM108 139L106 140L107 143L109 142ZM231 140H232V142H230ZM259 140L262 143H260ZM121 141H123V142H121ZM60 142H61V144L65 143V146L62 144L64 146L63 148L66 147L65 149L61 148L62 146L59 145ZM189 142H190V144H189ZM204 142H206L207 145L209 147H211L212 149L210 148L211 149L210 150L209 147H206L205 146L206 143H204ZM247 142L248 141H246L244 143H247ZM34 143H35V146L38 145L37 148L39 147L38 148L39 153H40V150H42L47 145L45 147V149H43L45 153L42 150V152L44 154L43 153H41L42 155L39 153L37 154L38 149L36 147L33 148ZM95 143H98L97 144L98 149H96V150H95V148L97 145H94ZM196 143H198V145H196V146L194 145L195 146L194 147L193 144H196ZM237 143H240L239 145H241V147L244 146V148L241 149ZM20 144H21V146H20ZM31 144H32V146H31ZM50 144H52L53 147ZM100 144L102 146L107 145L108 147L106 146V148H105L103 146L105 148V150L104 149L101 150L102 147H100ZM231 144H232V146L234 144L235 145L232 147V146H230ZM248 144H249V142L247 143V145ZM255 144L257 145L258 148L260 146V148L258 150H255L257 148V147H254V146H256ZM48 145H50L52 148L48 147ZM251 145H253V148ZM57 146L59 147V149L57 148V151H56ZM74 146H75V149H76V147H78L79 151L77 149L75 150ZM111 146H113L112 149H114V151L111 150L112 154L110 152V149L108 150V148H111ZM200 146H202V148H200ZM236 146H239L241 151ZM197 147L200 149V152H199V150H197L198 149ZM234 147H236V148H234ZM15 148H17L18 150L17 149L15 150ZM23 148H24V146H23ZM31 148H32V150H31ZM40 148H42V149H40ZM48 148H50V150H48ZM53 148H54V153H53ZM205 149L208 151H206ZM45 150H47V151H45ZM74 150L76 152H74ZM125 150H128V151H125ZM242 150H244V151L242 152ZM202 151H204V152H202ZM233 151H235L237 154H235V152L232 153ZM258 152L261 153V155H259ZM8 153H10V152H8ZM73 153L76 156V157L75 156L74 157L77 158L76 160H78V161L74 160L75 158L73 157V155H74ZM76 153H78V154L76 155ZM126 153L128 155H124ZM228 153H230V154L228 155ZM107 154L108 155L110 154V155L108 156ZM232 154H233V156H232ZM39 155L41 156V158ZM78 155L80 156V159L85 158L88 161L87 160L84 161V159H83V161L82 160L80 161ZM238 155H239V157H238L239 160L242 157L245 158L244 161H243L244 158L241 160L242 161L241 166H242L243 162H245L242 167H240V165L237 166L240 163V162H238L239 161L238 159H237L238 161L236 160V158H237L236 156H238ZM223 156L224 157L229 156L230 159L228 161L224 160ZM106 157H108V158H106ZM231 157H233V159ZM31 158H33V159H31ZM262 158H263V160H261ZM248 160H249V162H248ZM246 162H247V165H245ZM12 163H13V166H11ZM254 163L256 164L255 165V168H256L255 172H254V170H252L254 167L253 166ZM9 164H7V166ZM52 164L50 165L51 167H53ZM248 164H252V165H250V167H252V169L248 166ZM45 166L47 168V165H44L43 169L45 168ZM50 166H48V167H50ZM244 166L247 169L244 170ZM35 167L37 170L38 169L40 170V171L38 170L40 173L34 169ZM37 167H39V168H37ZM8 168H9V166H8ZM20 168H21V170H20ZM242 168L244 171L242 170ZM257 169L261 170L262 172L257 170ZM0 170L4 171L3 168ZM9 170H10V168H9ZM49 170H48V172H49ZM246 170L249 173L246 172ZM43 171H45V172L43 173ZM48 172L46 173L47 175H48ZM61 174H62V176H64V177H62V179H61ZM24 175L27 178H25ZM57 175L60 177H58ZM17 176H20V177H17ZM15 177H16V179H15ZM254 177H257L258 179L257 178L254 179ZM57 178H55V180ZM33 179L38 183L36 184V182H34ZM260 179H262V180H260ZM47 180H45L44 185L47 184L46 183ZM258 180L261 181L260 187H259L258 182H257ZM61 182H62V184L64 183L66 185L64 186V184H63L61 186ZM44 185H42L43 190H44V188H43ZM47 186H44L46 189L43 193H42V189L40 188L41 186H39V185H38V187L35 186L37 188H35L33 186L32 187L37 189V190H38V188L41 190L34 191V189L32 188V190H30V191H31V193L34 192L35 194H37L38 192L40 193V191H41V193L43 195L42 198H43L44 196L47 195V194L44 195V193H46V190L49 189V188H47ZM25 187L27 188V186H25ZM185 187L188 188V191L185 189ZM65 188H63V189H65ZM174 188L175 189L177 188L176 190L178 192H180L179 193L180 196H181L182 191H183L184 195L182 197L178 198V196H177L178 193L176 192V194H174L175 193L174 191H176V190H174ZM71 189L69 188V190H71ZM50 190L51 189H49V192H50ZM184 190H186L188 193ZM30 191L28 192L29 194L28 193L27 194L30 197H32ZM172 191H173V193H172ZM47 192H48V190H47ZM51 192L48 194L51 195ZM54 192H52V194ZM64 192H61V193H64ZM34 193L32 194L33 195L32 198H30L27 194H25V195L23 194V196H27L26 198H30L31 200L30 199L29 200L31 202L26 201L27 199L26 198H25L26 200L23 199L24 197L20 195V197H21L20 199H23L26 202L31 203V208L34 206V204L32 202H35V205L43 204L42 203L43 200L41 201L40 198L38 197L39 193L37 194L38 196L37 195L34 196L35 195ZM41 193H40V195H41ZM6 196H8V198H6ZM52 196L54 197V194ZM175 196H177V199L175 198ZM35 197L36 198L38 197L39 199L37 198V199H35V201H33L32 199ZM16 198H15V200L17 201ZM50 198L51 197H49V199ZM67 198H69V199L67 200ZM37 200H38V202L39 201H41V202L38 203V202H36ZM47 200H48V196L46 198L44 197V201H46L45 204L48 203ZM59 200L62 203V205H59V206L64 207V209H63V207H61L62 210H58L56 208V206L60 202ZM76 200H79V203H72L76 206V207L75 206L72 207L73 205L72 204L70 205L69 202H75ZM25 201H23L24 203H22V201H20L22 203L21 205L27 204V205H29V208H30V204L25 203ZM48 201L53 202V203L55 202L53 200H48ZM63 202H65V203L67 202V205L65 206V204H63ZM170 202L171 203L175 202L176 205H179V203H180V205L181 206L183 205V206H182V208L181 207L179 208L178 206L175 205V203L172 204V206H171ZM168 203H169V206H171L175 210L168 209V206L167 207L165 206ZM32 204H33V206H32ZM173 205H175V206H173ZM8 206H9L8 210H11V211L7 210ZM38 206L40 207V205H38ZM46 206L51 207L49 205H46ZM85 206H87L89 209ZM4 207L6 208L5 210L3 209ZM23 208L25 211V209L27 207L26 208L23 207ZM40 208L39 209L42 210V206ZM44 211L45 210H43V212ZM58 211H60L61 215L58 213ZM21 213L23 215H21ZM94 213H95V215H94ZM13 214H15V216L18 215L19 217H14V216H12ZM90 214L93 215L92 217L94 218V221H92L93 222L92 225L88 223V227H86L88 229L87 230H85L86 228L83 229L84 230L83 233H85L87 231L86 235H85V237H86V236H88L87 233L91 234V232H92L91 235H92V238L94 239L93 242L95 244H93V243L90 244L91 240L90 241L87 240V243H89L90 246H92V247H89V245L87 243L86 244L88 246L84 243L86 241L84 239V235L82 236V239H79V241L80 240L83 241V239H84V242L77 241L78 235H79V237H81L79 232L82 231V229H80L81 231H79V227H78L79 225L78 224H80L82 222L81 220H83V219H81V220H79V219L81 217L85 218V216L87 217ZM12 217H14V218H12ZM16 218H18V219H16ZM21 218L25 219V223H30L32 220L34 221L36 219L35 222H33V223H35V226L37 225L36 227H39L43 231V234L46 235V237H48L49 239L54 238L55 241L57 242L58 245L55 246L56 247L55 249L59 248V251L57 250V252L59 254L56 253V255H55V253H53L52 248L54 249V243H56V242H54V239L53 240L50 239V241H49V239H47L45 236L38 235L37 232H39L40 230L37 231V229L35 230V232L37 231L36 235H34L35 232L33 233L32 230H34L35 227L32 230H31L32 227H30L33 223H31V225L27 224L29 226V228H28V226L26 224L23 225L24 221L22 222ZM77 218H78V221H76ZM26 219H28L30 222L29 221L26 222ZM40 219L43 221H41ZM11 220H12V223H8L9 221L11 222ZM39 220H40V222H39ZM90 220H93V219L91 218ZM79 221H81V222L79 223ZM17 222H19V223H17ZM36 222H38L39 224H37ZM21 223H22V226H21ZM17 224L21 227H18ZM1 225H2V227H1ZM75 225H78V226H75ZM89 225H91L90 228H92L90 230H89ZM85 226H87V224ZM11 227L12 228L14 227V230L11 229L10 232L15 231V227H18L19 229L22 228V231L21 230L19 231V229L17 228L15 233L11 232V233H14L13 235H11V236H15L14 239H12V237L10 236L11 233L8 230V228L10 229ZM23 228L26 232L30 229L28 234H30V232L33 234L28 235V234H26V232H24L26 234V235H24ZM25 228H27V229H25ZM73 229H75L76 232ZM88 230L90 232H88ZM73 232H74V234L77 233L78 235L75 234V235H77V236H75L73 234ZM39 234H41V232ZM72 234L74 236H71ZM100 234H103V235L105 234L103 237L101 236L103 238L102 239L103 241H101V239H100L101 245L103 244L102 246L106 247L107 244H110L109 245L110 247H107V249H105V252H103L104 250L99 251L97 249L98 246L100 245V243H98L99 237H95V236L96 235L100 236ZM37 235L41 236V237H38ZM17 236H19V238H17L18 240H15ZM22 236H23V238L21 239ZM35 236L38 239H36ZM70 236H71V238H70ZM89 236H88V239H90ZM8 237H10V238H8ZM42 238L43 239L46 238L47 243L43 242ZM68 238H70L71 240L72 239L76 240V242H75L76 244H74L75 246L74 245L68 246L66 244V243L69 244V242L71 241L69 239L68 240L69 242L68 241L65 242ZM9 239H12L13 242H12V240H9ZM30 239L31 240L35 239V240L31 242ZM39 239H41V240H39ZM46 239L44 241H46ZM75 240L71 241V243L72 242L74 243ZM96 240H97L98 246H95L97 248H94L93 245L97 244ZM5 241H7L8 243H6ZM36 241H37V243L43 242L42 244H44L43 245L44 247L42 248V246H40L41 243L37 244L39 246V247L37 246L38 248L35 247ZM3 242H5V243H3ZM20 242H21V244L23 243L22 246H21ZM33 242H35V243H33ZM48 242H50V243H48ZM52 242H53V246H51L52 248L50 246H48V250L49 251L52 250L53 256H52L51 252H49L51 254L50 255L46 251L47 250L46 246L51 245ZM15 243H14V245H16ZM64 243L66 246L64 245ZM220 243H222V244H220ZM5 244H7V245L5 246ZM8 244H11V245L9 246ZM45 244H47V245L45 246ZM59 244H61L63 246L61 251H60V247H58V246H60ZM7 246H9L10 249L8 247V250H7ZM86 246L88 247V249L92 248L91 251L90 250L87 251ZM13 247H15V246H13ZM49 247L51 248V250ZM75 247H77V249H79L81 252L77 251V249H74ZM64 248H66V249L64 250ZM110 248L111 249L114 248L113 251ZM55 249H54V251H55ZM67 249H69V250H67ZM71 249H73L76 252H80V253L76 254L74 251H70ZM82 249H84V251H82ZM100 249H102V248H100ZM26 250H28L27 251L28 254L26 253V255H25ZM93 250H95V251L98 250V252H94ZM106 250H109V252H110L109 255H108V252ZM62 251H65V253ZM67 252L69 253L68 255L66 254ZM72 252H74L75 254H73V255L71 254V257H70V253H72ZM10 253L8 255H10ZM97 253L100 257L103 254H105L104 257L107 255L111 256L110 259L113 261H109V263H107L108 260H110V259L108 257H105V259H104L103 256L100 259V257H98V255H97ZM106 253H107V255H106ZM25 256L28 257V261L26 260L27 257H25ZM11 257L13 258V256H9L8 258H11ZM19 257L24 258V260L19 259ZM15 258H13V262L15 261ZM11 259H9V260L7 259L6 263H7V261H11ZM104 261H105V263H103ZM4 262H3V264H5ZM17 262H14V263L19 264ZM0 264H2V263L0 262ZM7 264H10V262H8Z\"/></svg>", "mask_w": 264, "mask_h": 264}, {"label": "bare ground", "instance_id": "2", "mask_svg": "<svg viewBox=\"0 0 264 264\" xmlns=\"http://www.w3.org/2000/svg\"><path fill=\"white\" fill-rule=\"evenodd\" d=\"M22 1H23V0H22ZM29 1H30V0H29ZM46 1H47V0H46ZM48 1H49V0H48ZM75 1H76V0H75ZM88 1H89V0H87L86 2H88ZM90 1H92V0H90ZM95 1H96V0H95ZM97 1H98V0H97ZM116 1H117V0H116ZM137 1H138V0H137ZM137 1H136V3L134 2V5H138L137 3H138L139 1H138V2H137ZM148 1H150L149 3H151V2L153 3L155 0H154V1H152V0H148ZM148 1H147V0H146V1L143 0V1H141V2H146V3H147V6H148ZM168 1H169V0H167V3H168ZM174 1H175V0H171V3L174 2ZM201 1H203V0H201ZM219 1H220V0H219ZM219 1L217 0V1H216V5L214 4V5H211V6H214V8L217 6V9L220 10L219 6H220L222 3H221L220 5H218V4H219ZM224 1H225V3H226V6H227L228 3L226 2V0H224ZM227 1H229V0H227ZM234 1H235V0H234ZM241 1H244V0H241ZM246 1H247V0H246ZM248 1H249V0H248ZM248 1H247V2H248ZM12 2H17V3L19 2V3H20L21 0H0V11H1V9L5 10V9H4L5 7L3 8L4 5H6V4H8V3H12ZM23 2H25V1H23ZM53 2H54V1H53ZM57 2H58V1H57ZM59 2H62V1L60 0ZM67 2L70 3V0L67 1ZM86 2H85V3H86ZM99 2H101V3H99ZM99 2H98V6H97V7H95V6L92 7V6H93V3H94L93 1H92L91 5H90V3H89V5H90V9H89V7L85 6V10H86V7L88 8V9H87V12L84 13V12L82 11V12H83L82 14L80 13L81 10L78 11L77 8H78V9H82V8H81V5L83 4V6H84V3H82V4L80 5V7L77 6V5H75V6H77V7H76L75 10H73V11H76V10L78 11L77 13H79V14L77 15V17H79V16L82 15V17H79L78 20L75 19L77 13H76V14L72 13V12H71V9L68 8L69 6H68V7H65V8H68V9H69L67 12H69V13L71 12L72 14L70 13V16H71V15L74 16L73 18H74V20H75V21L72 20V24H71V22H69V23H70V26H69L68 33H67V34H64V33H55V30L57 29V28L55 27V22H56V20H57L59 17L62 18L64 14H63V11H61L62 8H60V6H58L59 3L56 5V4H55L56 2H54V4H55L54 6H55V7L58 6V8H59L58 10H60L61 13H58V14H56V15L54 16L55 13H52V9L50 10L51 13H49V12H48V14L45 13L46 16L43 17V20H42V25H44L45 27H44L40 32H38V33H39L38 36H35L34 42L29 43V42L27 41L28 44H27V45H23L22 43L16 41L17 43H15V44L12 42V44H14V45H12V46H10L11 44L8 45L7 42H5L8 46L6 47V45H5L4 49L2 48V49H3L2 51H3L4 53H3L2 51H1V52H2L3 54L7 55V56H8V59H11L10 61H8V62H10V63H11V61H12V62L15 61V62H18V64H22V65H24V63L26 64V60H24V59H27V58L22 57V55H23V56H24L25 54H32V55H33V54H36V52H38L39 50H41V51H39V52H40V54H39L40 57L37 58V60L40 61V60L42 59V62H43V63H42V62H41V63L44 64L45 67H42V68H44V69H42V70L39 71V75H40V77H41L42 80L46 79V82H42V83L40 84V83H38V80H37V81H31L30 83H29V81H28V82H27V81H24V82H26V84H28V86L23 87V85H21V84L18 83V81H19L20 83H23V81H22L23 78H22V80L20 79V80L22 81V82H21L20 80H18V78H19L18 75H16V76H17V79H16L17 81L15 80V82H17V84H16L15 82H14V83H15L16 85H21L23 88H20V89H18L17 87L13 88V87L15 86V84L12 83L11 86H10V83H9V82H10V79H9V81H8V79L6 80V78H7L8 76H10V75H14L15 72H16V74H17V71L20 72V71H21L22 69H24L25 67L22 66V68H20V66H19L18 70H17V71H14V73H13V70H12L13 68H12L11 71H10V69L7 67L8 65L10 66V64L7 63L8 65H6V64H5L6 62H2V63H4V66L7 67V70H3L4 72L1 74V76H4V73H5V72H6V73H5L6 75H7V73H8V76H7L6 78L3 77L4 79H0V135L3 134L2 132H3L4 130H5L4 132H6V134H7V133H8V134H9V133L12 134V132H14L13 130H14V128L16 127V125L21 126V125L24 124L23 126H26V120H27V118L24 116V114H25V115H26V114L28 115V121H29L30 126H31L32 128H33V127L38 128V129H39L38 131H43L42 133H45V131L47 130V131L55 132L56 135H57V132H59V133H58L59 136H57V138H58V137L60 138L61 136H62L61 138H64V136L67 134L68 131L65 132L66 134L64 133L65 135H60V133L62 132L60 129H61V128H62V129L64 128V127H62L63 125H59V124H61V123H58L57 120H53V121H52L51 118H53V116H60V117H58V118H61V112L66 111V109H67L71 104H73V101L81 100V98H83V96H85V95L80 94V93H77V94H74V96H73V94H72L71 97H70V96H69V97L66 96V98H62V99H60V100H57V99H56L57 96H59V95L62 94V92H61L60 90L62 89L63 86H64V87H67V88H74V89H75V88L78 87V85H79L78 82H77V81H78V78H79V79H80V78H85V79H87V80H89V81H90V78L94 79V77L91 76V75H89V74H88V76H89V77L91 76L90 78H89L87 75H85V74L83 73V71L80 70V69L78 68V66H79L80 64L77 65V63H79L80 58H82V57L85 56V55H90V56H92L93 53H95L94 51H96V50H95L96 47H100V46H102V47H100V50L102 51L101 48H106V49L109 48V49H110V45L113 43V42L110 43V42H111V41H110V37H111V36L109 35V32L112 30V29H110V28H111V26H110V20H111V17L113 16L112 11H114V10L112 9V7H113V6H112V4H113V0H106V1H103V2L100 0ZM118 2H119V3H118ZM125 2H127V1L125 0ZM125 2H124V4H125ZM128 2H129V0H128ZM128 2H127V4H128ZM132 2H133V1H132ZM132 2H131V3H132ZM161 2H162V1L160 0V3H161ZM164 2H165V1H163V4H164ZM176 2H177V0H176ZM176 2H174V3H176ZM180 2H181V1H180ZM191 2H194V1H191ZM191 2L189 3L190 5L192 4ZM195 2H196V0H195ZM198 2H199V6H200V5H201V4H200V1L198 0ZM198 2H197V3H198ZM217 2H218V3H217ZM221 2H222V1H221ZM232 2H233V0H232ZM232 2L230 1V3H232ZM237 2H238V3H237ZM239 2H240V0H238V1L236 0V2H235V3H237V5H235V6H236V9L239 8L238 6H240V5H238ZM247 2H246V3H247ZM249 2H250V1H249ZM19 3H18V5H19ZM50 3H52V0L50 1ZM64 3H66V2L64 1ZM64 3H63V6L65 5ZM71 3H73V2H71ZM71 3H70V4H71ZM76 3H79V1H77ZM80 3H81V2H80ZM95 3H96V2H95ZM114 3H115V2H114ZM129 3H130V2H129ZM131 3H130V4H131ZM160 3H157V2H156L157 5L159 4V7H158L157 10H159V8H161V7H163L164 5L167 4V3L164 4V5L161 4V5H163V6H161ZM169 3H170V2H169ZM171 3H170V4H171ZM235 3H234V4H235ZM244 3H245V2H244ZM52 4H53V3H52ZM61 4H62V3H61ZM86 4H88V3H86ZM99 4H100V6H99ZM117 4H118L119 7L124 6V5H123V0L121 1V5H122V6L119 5V4H120V1H117ZM142 4H143V3H142ZM177 4H179V2H177ZM177 4H174V5H175L174 8H176V7L178 6ZM187 4H188V3H187ZM193 4H195V3H193ZM209 4H212V3H209ZM209 4H208V5H209ZM232 4H233V3H232ZM234 4H233V5H234ZM241 4H242V2H241ZM50 5H51V4H50ZM66 5H68V4H66ZM89 5H88V6H89ZM94 5H95V4H94ZM125 5H126V4H125ZM131 5H132V4H131ZM140 5H141V3H140ZM151 5H152V4H150V6H151ZM153 5H154V4H153ZM172 5H173V4H172ZM174 5H173V6H174ZM176 5H177V6H176ZM190 5H188V6H190ZM195 5H197V4H195ZM223 5H224V3H223ZM229 5H230V4H229ZM47 6H48V5H47ZM71 6L74 7V5H71ZM114 6H115L114 9L117 11L118 8L116 9V4H115ZM118 6H117V7H118ZM144 6H145V5H144ZM182 6H183V5H182ZM209 6H210V5H209ZM230 6H231V5H230ZM230 6H229V8H231ZM245 6H248V5H245ZM41 7H42V6H41ZM44 7H46V5H45ZM44 7H43V8H44ZM125 7H126V6H125ZM127 7H129V6H127ZM127 7L124 8V9H126V11H127ZM130 7H131V6H130ZM130 7H129V8H130ZM142 7H143V6L141 5L140 8H142ZM154 7H155V6H154ZM171 7H172V6H171ZM200 7H201V6H200ZM222 7H223V6L221 5V9H224V8H225V7H224V8H222ZM56 8H57V7H56ZM65 8H63V9H65ZM70 8H71V7H70ZM131 8H133V7H131ZM136 8H137V6H136ZM140 8H139V9H140ZM143 8H144V9H143ZM143 8L140 9V10H142L143 12H144L145 10H147V9H148V10L150 9V8H147V9H146L145 7H143ZM174 8H173V9H174ZM183 8H185V6H183ZM190 8H191V7H190ZM195 8H196V7H194V9H195ZM203 8H205V7H203ZM203 8H202V9H203ZM206 8L208 9V7H206ZM210 8H211V7H209V9H210ZM212 8H213V7H212ZM214 8H213V11H215L216 15H218V14L221 13V12L223 13V11H224V10H222L221 12L219 11V13L217 14L218 11H217L216 8H215V10H214ZM229 8L226 7V9H229ZM6 9H7V7H6ZM8 9H9V8H8ZM46 9H48V8H46ZM63 9H62V10H63ZM83 9H84V8H83ZM152 9H153V8L151 7V10H152ZM155 9H156V8H155ZM180 9H182V7L179 8V11H180ZM196 9H198V8H196ZM199 9H201V8H199ZM234 9H235V8H234ZM119 10H121V12H122L123 8H122V9L119 8ZM134 10H135V9H134ZM134 10H133V12H134ZM140 10H139V11H140ZM148 10H147V12H149ZM166 10H167V9H166ZM176 10H178V7H177ZM176 10H174V11H176ZM182 10H183V9H182ZM182 10H181V11H182ZM188 10H189V9H188ZM211 10H212V9H211ZM229 10H230V9H229ZM5 11L7 12V10H5ZM9 11H10V10H9ZM38 11H39V10H38ZM46 11H47V10H46ZM46 11H45V12H46ZM53 11H54V10H53ZM64 11H65V10H64ZM131 11H132V10H131ZM136 11H138V10H136ZM139 11H138V14H139ZM154 11H155V10H154ZM161 11H162V10H161ZM167 11H168V10H167ZM167 11H166L165 13H167ZM174 11H172L173 14H174V17H172V16H173L172 12H171V13L169 12V13L171 14V16H170L169 13H168V14H169V17L174 18V19L176 20V18H178V17H176L177 12H175V13H176V15H175ZM179 11H178V14H182V12H181V11L179 12ZM198 11L200 12V10H198ZM202 11H204V10H201V13H200V14H201V18H199L200 20L203 18V15H202L203 12H202ZM114 12H115V11H114ZM114 12H113V13H114ZM143 12H142V13H143ZM147 12L145 11L144 13H146V16L148 17L147 14H149V13H147ZM158 12H160V11H158ZM205 12L208 13V12H212V11H208V10H206ZM205 12H204V15H205ZM231 12H232V8H231V11H230V12L227 11L226 13H227V14L230 13L231 16H232V13H231ZM235 12H237V11H235ZM9 13H11V12H9ZM12 13H15V12H12ZM34 13H35V12H34ZM56 13H57V12H56ZM116 13H117V12H116ZM116 13H115V14H116ZM123 13H124V12H123ZM125 13H126V12H125ZM125 13H124V14H125ZM127 13H129V10L127 11ZM130 13H131V12H130ZM152 13H153V10L151 11V14H150V15H153ZM154 13H155V12H154ZM197 13H198V12H197ZM224 13H225V11H224ZM233 13H234V11H233ZM238 13H239V12H237L236 15H238ZM29 14H30V13H29ZM36 14H37V16L39 17V13L37 12ZM67 14H68V13H67ZM73 14H74V15H73ZM80 14H81V15H80ZM124 14H123V15H124ZM131 14H132V13H131ZM135 14H136V13H135ZM138 14H137V16H138ZM189 14H190V13H189ZM192 14H195V12L192 13ZM200 14H199V15H200ZM227 14H225V15H227ZM234 14H235V13H234ZM240 14H241V13H239L238 17H240ZM12 15H13V14H12ZM41 15H42V13H41ZM65 15H66V14H65ZM65 15H64V17H65ZM116 15H117V14H116ZM118 15L123 16V15L120 14V13H119ZM141 15H142V14H139V16L142 18L143 16H141ZM156 15H157V13H156ZM156 15H155V16H156ZM183 15H187V14L184 13ZM211 15H215V14L212 13ZM211 15H208V16H209L208 18H210V19L213 18V17H211ZM219 15H221V14H219ZM219 15L216 16L217 18L219 17L218 20H219V21H220V20H223V19H221L223 14L221 15V18H220ZM236 15H235V16H236ZM16 16H17V14H16ZM16 16H15V17H16ZM42 16H43V15H42ZM42 16H40V18H41ZM72 16H71V18H72ZM133 16H134V15H133ZM158 16H159V15H157L156 17H157L158 20H159V17H158ZM162 16H165V15L160 14V17H162ZM180 16H182V15H180ZM180 16H179V18H180ZM188 16H189V15H187V17H188ZM192 16H193V15H191V17H192ZM206 16H207V14H206ZM223 16H224V15H223ZM227 16H228V15H227ZM113 17H114V16H113ZM113 17H112V18H113ZM118 17H119V16H117V17L115 16V17L113 18L114 20H116L115 18H117L116 21H112L113 19H112L111 21L114 22V23H115V22L117 23L118 20H119V21H120V20L122 21V19H124V18H122V19L119 18V19H118ZM124 17H125V15H124ZM128 17H129V15H128ZM134 17H135V16H134ZM140 17H138V18H140ZM150 17H151V16H150ZM150 17H149V18H150ZM156 17H155V18H156ZM175 17H176V18H175ZM187 17H186V18H187ZM214 17H215V16H214ZM229 17H230V16H228L227 19H228ZM242 17H243V16H242ZM71 18H69V19L71 20ZM131 18H133V17H131ZM135 18H136V17H135ZM135 18H134V19H135ZM157 18H156V19H157ZM164 18H166V17H163V18L161 19V21H164V20H163ZM171 18H170V19H171ZM181 18H182V17H181ZM183 18H184V20H185V16H184ZM208 18L206 17V19H208ZM217 18H216V19H217ZM224 18H225V17H224ZM235 18H237V17H235ZM14 19H15V18H14ZM125 19H127V16H126ZM128 19H129V18H128ZM192 19H194V16H193ZM204 19H205V17H204ZM204 19H203V20H204ZM227 19H226V20H227ZM237 19H239V18H237ZM237 19H236V20H237ZM240 19H241L242 22H243V19H244V18H243V19L240 18ZM16 20H18V19L16 18ZM30 20H31V19H30ZM30 20H29V21H30ZM59 20H60V19H59ZM59 20H58V21H59ZM63 20L66 21V18H63ZM131 20H132V19H131ZM139 20H140V19H139ZM152 20H153V19L151 18V21H152ZM172 20H173V19H172ZM172 20H171V21H172ZM178 20H180V22L182 21L181 19H178ZM178 20H177V21H178ZM187 20H188V18H187ZM189 20L191 21V19H189ZM195 20H196V19H195ZM195 20H192L191 22L188 21V23H190V25H191V23H193V21H194L195 25L197 26ZM228 20H229V19H228ZM228 20H227L226 22H228ZM230 20H232V19L230 18ZM241 20H240V21H241ZM245 20H246V19H245ZM61 21H62V20H61ZM61 21H60V22H61ZM124 21H126V23L128 22V20H124ZM133 21H134V20H133ZM133 21H132V22H133ZM142 21H143V19H142ZM142 21H141V23H142ZM154 21H155V20H154ZM154 21H152V22H153V25H154ZM161 21L158 22V26H159V23H160V26L163 25ZM165 21H166V19H165ZM173 21H174V20H173ZM198 21H199V20H198ZM204 21H205V20H204ZM204 21H203V22H204ZM208 21H209V20H208ZM233 21H234V19L232 20V22H233ZM237 21H238V20H237ZM62 22H64V21H62ZM67 22H68V21H67ZM129 22H130V19H129ZM132 22H131L130 25L128 24L129 26L127 27V28H129L131 34L139 35L138 33L140 32V35H139V36H141V35L143 36V34H144V36H147V35L149 36L150 32H148L149 34H146V35H145V33H144V29H142L141 31H139L138 28H136V27H137V24L134 23V22L132 23ZM152 22H149V21H148V23H151V24H152ZM167 22H168V21H167ZM200 22H201V21H200ZM211 22H212V21H211ZM242 22H239L240 24H237V25H240V27H241V25H242L241 23H242ZM122 23H123V21H122ZM126 23H125V24H126ZM148 23L145 22V24H147V25H148ZM155 23H156V22H155ZM170 23H171V22H170ZM170 23H164V24H166L167 26H169ZM173 23H174V22H173ZM182 23H184V22H182ZM194 23H193L191 26H194ZM198 23H199V22H198ZM205 23H206V22H205ZM213 23H214V22H213ZM213 23H211V24H213ZM216 23H217V22H216ZM39 24H41V23H39ZM59 24H61V28H60V29H63L64 27L67 29V26H66V23H65V22H64V23H59ZM139 24H140V23H139ZM156 24H157V23H156ZM161 24H162V25H161ZM174 24H175V23H174ZM177 24H178V23H177ZM177 24L174 25L173 29H174V28H175V29H178V30H176L175 34H176V36H177V35L179 36V34H178L177 31L180 30L178 27H181V26H179L180 24H178V25H177ZM207 24H208V23H207ZM211 24H209V25H211ZM42 25H41V26H42ZM153 25H152V26H153ZM176 25H177L178 27H177ZM181 25H182V24H181ZM184 25H185V23L182 25L183 27H181L180 33H181V34L183 33V34L186 35V34H188V33H187V30H183ZM186 25H187V24H186ZM186 25H185V27H186ZM233 25H234V24H233ZM63 26H64V27H63ZM139 26H140V25H139ZM144 26H145V25H142L143 28H146V27H144ZM158 26H154L153 29L156 27V30H155V29H154V30H155V31H158V30H157ZM175 26H176L177 28H176ZM196 26H195V27H196ZM204 26H205V25H204ZM230 26H231V23H230ZM234 26H235V25H234ZM234 26H231V27H234ZM32 27H33V26H32ZM57 27H58V26H57ZM62 27H63V28H62ZM142 27H141V28H142ZM170 27H171V26H170ZM197 27H198V26H197ZM235 27H236V26H235ZM29 28H31V27H29ZM33 28H34V27H33ZM41 28H42V27H41ZM141 28H140V29H141ZM151 28H152V27H150V30H151ZM163 28H165V27H163ZM163 28L161 27L160 30L162 31ZM167 28H169V27H167ZM171 28H172V27H171ZM188 28L190 29V27L187 25V29H188ZM192 28H193V27H192ZM200 28H201V30H202L203 27H199V29H200ZM241 28H242V27H241ZM245 28H246V27H245ZM38 29H40V28H38ZM38 29H37V31H39ZM120 29H122V28L120 27ZM153 29L151 30L152 32H153ZM175 29H174V30H175ZM184 29H185V28H184ZM189 29H188V30H189ZM194 29H196V28H194ZM194 29H193V30H194ZM231 29H233V28H231ZM231 29H230V30H231ZM234 29H236V28H234ZM234 29H233V30H234ZM242 29H244V28H242ZM246 29H248V28H246ZM246 29H245V31H247ZM29 30H30V29H29ZM33 30H36V29H33ZM33 30L31 29V31H33ZM116 30H117V29H116ZM116 30L114 29L113 31H116ZM125 30H127V29L125 28ZM146 30L148 31L147 28H146ZM150 30H149V31H150ZM160 30H159L158 32H161ZM174 30H173V32H174ZM190 30H192V29H190ZM201 30H198V32H200ZM240 30H241V29H240ZM31 31H29V32H31ZM37 31H35V32H37ZM127 31H128V30H127ZM138 31H139V32H138ZM170 31H171V30H170V28H169V32L166 31V32H163V33L166 34V33L168 32V33H169L168 35H171L173 32L171 33ZM181 31H184V32H181ZM242 31H244V30H242ZM245 31H244V32H245ZM116 32H117V31H116ZM152 32H151V35L153 34ZM185 32H186V33H185ZM193 32H194V31H193ZM193 32H192V33H193ZM198 32H197V33H198ZM212 32H213V31H212ZM231 32H233V31H231ZM234 32H235V31H234ZM238 32H239V31H238ZM7 33H8V32H7ZM195 33H196V31H195ZM202 33H203V32H202ZM202 33H200V35H201ZM235 33L237 34V32H235ZM240 33H241V32H240ZM240 33H238V34H240ZM242 33H243V32H242ZM245 33H246V32H245ZM4 34H5V33H4ZM115 34H116V33H115ZM117 34H119V33H117ZM131 34H130V35H131ZM155 34H157V32H155ZM181 34H180V35H181ZM183 34H182V35H183ZM190 34H191V33H190ZM6 35H7V34H6ZM11 35H12V34H11ZM30 35H31V34H30ZM119 35H120V34H119ZM126 35H127V34H126ZM158 35H159V34H158ZM160 35H161V34H160ZM234 35H235V34H234ZM240 35H241V34H240ZM13 36H14V35H13ZM109 36H110V37H109ZM127 36H128V35H127ZM127 36H126V37H127ZM133 36H134V35H133ZM161 36H162V35H161ZM164 36H165V35H164ZM164 36H163V37H164ZM174 36H175V35H174ZM189 36H190V35L185 36V37L183 36V37H184L183 40H186L185 38H187V42H189V41H188V40H189ZM197 36H199V35H197ZM16 37H17V36H16ZM16 37H15V38H16ZM31 37H32V35H31ZM112 37H113V36H112ZM151 37H153V36H151ZM151 37H150V36L148 37V39H151V41H153V40H152L153 38H154V40H155V38H156V36H154L153 38H151ZM171 37H173V35H172ZM171 37H170V38H171ZM200 37H201V36H200ZM7 38H8V37L5 36V37H3L2 40L5 41V40H7ZM11 38H12V37H11ZM22 38H23V37H22ZM29 38H30V37H29ZM128 38H129V36L127 37V39H128ZM130 38H131V37H130ZM133 38H134V37H133ZM136 38L138 39L139 37L136 36ZM180 38H181V37H178V38H176V39L174 40V41H176V40L178 39V41L176 42V44H179V42H180V44H183V43H184V41L181 43L182 40H181ZM13 39H14V38H13ZM16 39H19V38H16ZM20 39H21V37H20ZM30 39H33V38H30ZM30 39H28V40L30 41ZM111 39H113V38H111ZM141 39H142V42H143V41L146 40L147 38L145 39V37H141ZM143 39H144V40H143ZM164 39H165V38H164ZM166 39H167V40H172V39H168V37H166ZM166 39H165V40H166ZM2 40H0V43L3 42ZM11 40H12V39H11ZM11 40H8V41H11ZM14 40H15V39H14ZM14 40H13V41H14ZM139 40H140V38H139ZM156 40H157V39H156ZM156 40H155V41H156ZM179 40H180V41H179ZM1 41H2V42H1ZM18 41H19V40H18ZM133 41H135V40H133ZM155 41H154V42H155ZM163 41H164V40H163ZM21 42H23V41H21ZM25 42H26V41H25ZM144 42H145V41H144ZM147 42H148V40H147L145 43H147ZM164 42H166V41H164ZM164 42H163V43H164ZM167 42H168V41H167ZM170 42H171V41H170ZM5 43H2V44H5ZM10 43H11V42H10ZM122 43H123V42H122ZM148 43H149V44H148ZM148 43H147L146 45H150V44H151V42H148ZM157 43H158V42H157ZM157 43H155V44H157ZM174 43H175V42H174ZM2 44H1V45H2ZM158 44H159V45H158V46L156 45V46H157L158 48H160L161 45H160V43H158ZM167 44H168V43H167ZM167 44H166V45H167ZM184 44L187 45L186 43H184ZM193 44H194V42H193ZM1 45H0V46H1ZM112 45H113L112 47H114L116 44H115V45L112 44ZM123 45H124V43H123ZM152 45L154 46V43H153ZM152 45H151V46H152ZM166 45H165V43H164V45H163L162 47H164V46H166ZM168 45H169V44H168ZM172 45H175V44L171 43V44L169 45V46L172 47V49H173L174 47H176V45H175L174 47H173ZM2 46H3V45H2ZM128 46L130 47V45H128ZM135 46H136V45H135ZM142 46H143V45H142ZM142 46H141V47H142ZM153 46H152V47H153ZM156 46H155L154 50L156 49ZM169 46H168V47H169ZM179 46L183 47V45H179ZM61 47H65V48L68 49V50L70 49L69 51H70V53H72V54H71V57L69 56L70 58L67 57V58H69V59H65L64 57L61 56V54H62V52H61V49H62V48H61ZM126 47H127V46H126ZM144 47L146 48L147 46L144 45ZM144 47H142V48H144ZM148 47H149V46H148ZM148 47H147V49H148ZM152 47L149 48V51L152 50ZM177 47H178V46H177ZM115 48H116V46H115ZM131 48H132V47H131ZM137 48H138V47H137ZM145 48H144L143 50H146V52H147V49H145ZM164 48H165V47H164ZM166 48H167V47H166ZM109 49H108V50H109ZM126 49L128 50V48H125V50H126ZM150 49H151V50H150ZM167 49H170V47L167 48ZM0 50H1V49H0ZM114 50H116V49H113V51H114ZM127 50H126V51H127ZM130 50H131V49L129 48V53H130ZM137 50H138V49H137ZM140 50H141V49H140ZM158 50H160V49H158ZM163 50H164V49H163ZM63 51H64V53L67 52V50H63ZM132 51H134V50H131V52H132ZM161 51H162V49H161ZM107 52H108V51H107ZM110 52H112V51H109V53H110ZM118 52H119V51H118ZM120 52H121V51H120ZM138 52H140V51H138ZM156 52L158 53L157 49L155 50V54H156ZM98 53H99V51H98ZM101 53H103V52H100V54H101ZM114 53H115V55H117V54H116L117 52H112L111 54L114 55ZM132 53L134 54L135 52H132ZM140 53H141V52H140ZM148 53H149V52H148ZM103 54H104V53H103ZM120 54H121V53H120ZM155 54H154V55H155ZM41 55H42V57H41ZM95 55H97V54H95ZM122 55H123V54H122ZM140 55L142 56V55H144V54L141 53ZM145 55H146V53H145ZM147 55H148V54H147ZM151 55H152V54H151ZM151 55L149 54V56H151ZM154 55H153V56H154ZM0 56H1V55H0ZM7 56H5V57L3 58L4 61H5V59H6V61H7ZM90 56H88V57H90ZM120 56H121V55H120ZM135 56L137 57V52H136ZM156 56H157V55H156ZM2 57H3V56H2ZM2 57H1V59H2ZM27 57H28V55H27ZM33 57H34V56H33ZM37 57H38V56H37ZM72 57H73V58H72ZM88 57H87V58H88ZM96 57H98V55H97ZM104 57H105V56H104ZM31 58H32V57H30L29 60H27V62H28V61L31 62V61H30ZM99 58H100V57H99ZM99 58H98V60L101 61V60H102V57H101V60H100ZM124 58H125V57H122V60H123ZM140 58L142 59V57H140ZM151 58L154 59V61L157 60V59L155 60L156 57H155V58H154V57H151ZM1 59H0V60H1ZM33 59H34V58H33ZM33 59H32V60H33ZM39 59H40V60H39ZM105 59H108V58L106 57ZM125 59H126V58H125ZM141 59H140V60H141ZM146 59H147V58H146ZM35 60H36V59H35ZM91 60H92V59H91ZM96 60H97V59H96ZM98 60H97V62H98ZM108 60H109V59H108ZM115 60H116V59H115ZM134 60H135V59H134ZM94 61H95V60H94ZM103 61H104V60H103ZM113 61H114V60H113ZM126 61H127V60H126ZM126 61H125V62H126ZM142 61H143L144 64L147 63V61L144 62L143 59H142ZM15 62H14V64L16 65ZM35 62L37 63V61H35ZM95 62H96V61H95ZM105 62H106V61H104V63H105ZM111 62H112V61H111ZM117 62H118V60H117ZM117 62H116V63H117ZM121 62H122V61H121ZM121 62H118V63L120 64ZM125 62H124V63L122 62V63L126 65L127 62H126V63H125ZM148 62H149V61H148ZM150 62H152V61H150ZM46 63H48V64H46ZM80 63H81V62H80ZM104 63H103V64H104ZM107 63H108V62H107ZM107 63H105V64H107ZM109 63H110V62H109ZM118 63H117V64H118ZM122 63H121V64H122ZM131 63H134V62H131ZM152 63L155 64V62H152ZM0 64H1V61H0ZM11 64H12V63H11ZM121 64H120V66L123 65V64H122V65H121ZM144 64H143V65H144ZM150 64H151V63H150ZM2 65H3V64H2ZM15 65H14V66H15ZM107 65H108V64H107ZM107 65H106V66H107ZM111 65H112V63L110 64V66H111ZM113 65H115L114 62H113ZM134 65H135V64H134ZM134 65H133L132 67H135ZM24 66H25V65H24ZM98 66L100 67L101 65L98 63ZM108 66H109V65H108ZM116 66H118V65H116ZM116 66H115V67H116ZM120 66H119V69H120ZM123 66H124V65H123ZM127 66H128L127 69H129V65H127ZM144 66H146V65H144ZM150 66H151V65H149V67H148V66H147V67L150 68ZM215 66H217V65H215ZM84 67H85V66H84ZM102 67H103V65H102ZM130 67H131V66H130ZM147 67H146V68H147ZM152 67H153V66H152ZM27 68H28V67H27ZM27 68H26V69H27ZM86 68L88 69L87 66H86ZM103 68H104V67H103ZM108 68L110 69V67H108ZM123 68H124V67H122L121 69L123 70ZM144 68H145V67H142V69H144ZM216 68H217V67H216ZM20 69H21V70H20ZM83 69H84V68H83ZM104 69H107V67L104 68ZM111 69H114V67L112 66ZM111 69H110V70H111ZM125 69H126V67H125ZM137 69H138V68H137ZM137 69H135V70H137ZM151 69H152V68H151ZM156 69H157V68H156ZM217 69H218V68H217ZM217 69H216V70H217ZM19 70H20V71H19ZM115 70H116V69H115ZM216 70H214V71H216ZM219 70H220V69H219ZM7 71H8V72H7ZM24 71H25V70H24ZM27 71H28V69H27ZM112 71H114V70H112ZM214 71H213V73H214V75H215V72H214ZM1 72H2V70H1ZM1 72H0V73H1ZM85 72H86V71H85ZM87 72H88V70H87ZM103 72H104V71H102L101 73H103ZM108 72H109V71H108ZM127 72H128V70H127ZM130 72H131V71H130ZM130 72H129V73H130ZM132 72H133V71H132ZM132 72H131V73H132ZM217 72H218V70H217ZM33 73H34V71H33ZM94 73H95V72H94ZM115 73H116V72H115ZM133 73H134L135 76H137V75L135 74V73H137L136 71H134ZM90 74H92V73H90ZM116 74H117V73H116ZM217 74H220V72L217 73ZM217 74H216V75H217ZM22 75H23V74H22ZM31 75H32V74H31ZM34 75H35V73H34ZM36 75H38V72H37ZM106 75H107V73H106ZM108 75H111V72H110V74H108ZM118 75H119V74H118ZM214 75H213V76H214ZM1 76H0V78H2ZM115 76H116V75H114V78H115ZM132 76H133V75H132ZM135 76H134V78H135ZM140 76H141V75H140ZM149 76H150V75H149ZM149 76H148V78H149ZM155 76H156V75H155ZM158 76H159V75H158ZM213 76H212V77H213ZM218 76H220V75H218ZM25 77H26V76H25ZM36 77H37V76H36ZM95 77L97 78L98 76H95ZM110 77H111V76H110ZM112 77H113V75H112ZM117 77H118V76H116V78H117ZM130 77H131V76H130ZM151 77H152V75H151ZM159 77H160V76H159ZM215 77H216V76H215ZM11 78H12V77H11ZM15 78H16V77H15ZM20 78H21V76H20ZM26 78L28 79V77H26ZM114 78H113V79H114ZM121 78H122V77H121ZM123 78H124V77H123ZM123 78H122V79H123ZM126 78H127V77H126ZM128 78H129V76H128ZM136 78H137V77H136ZM136 78H135V79H136ZM152 78H153V77H152ZM122 79H121V80H122ZM129 79H130V78H129ZM129 79H128V80H129ZM137 79H138V78H137ZM211 79L213 80V78H211ZM260 79H261V78H260ZM263 79H264V78H263ZM4 80H6L7 83H5ZM94 80H96V79H94ZM94 80H93V81H94ZM114 80H115V79H114ZM117 80H118V78H117ZM117 80H115L114 82H116ZM119 80H120V78H119ZM124 80H126V79H124ZM128 80H126V81H128ZM131 80H132V79H131ZM131 80H130V81H131ZM142 80H143V78H141V81H139V82L141 83V82L144 81V80H143V81H142ZM156 80H157V78L154 79L155 82H156ZM13 81H14V80H13ZM99 81H101V82L103 83L104 80L102 81V79H99ZM126 81H124V82H126ZM130 81H129L130 84L134 83L133 80L131 81L132 83H131ZM157 81H158V80H157ZM238 81H239V80H238ZM253 81H254V80H253ZM253 81H252V82H253ZM11 82H12V81H11ZM49 82L55 83V84H57V85H62L60 90L56 89V87H54V85H53V88H55L54 91H56V92L59 91L61 94H58V93H56V94H51L53 99H52V100L50 99L49 101H45V100H44L45 102H41V101H43V98H42V100H40V99H39V100L36 99V100L40 101L38 104H36L37 102H36L35 99H34V100H35V103H33L34 100H33V101L31 100V102H32L33 104H30L31 102H29L30 105H29L27 102L24 103V101H26L27 99L24 98L23 96H27L28 99H30V98L33 99V98H34V95H33L34 92H36V93H37V92H40L41 94H47L48 92H51L53 88H52V89H51V88L49 89V86H48V83H49ZM79 82H80V81H79ZM81 82H83V79H82ZM84 82H85V81H84ZM91 82H92V81H91ZM91 82H90V83H91ZM104 82H105V81H104ZM111 82H112V81H111ZM145 82H146V81H145ZM242 82H243L244 84L246 83L245 81H243V79H242ZM261 82H262V81H261ZM263 82H264V81H263ZM90 83H89V84H90ZM102 83L99 82L100 85H101ZM106 83H107V82H106ZM136 83H137V82H136ZM250 83H251V82H250ZM255 83H256V82H255ZM259 83H260V82H259ZM259 83H257V84H259ZM8 84H9V85H8ZM80 84H81V83H80ZM83 84H84V83H83ZM85 84L88 85V82L85 83ZM85 84H84V85H85ZM91 84H93V83H91ZM91 84H90V85H91ZM97 84H98V82H97ZM103 84H104V83H103ZM111 84H114V83L112 82ZM124 84H125V83H124ZM144 84H145V83H144ZM144 84L141 83V85H143V86H144ZM239 84H240V83H239ZM7 85H8L11 89L8 90V89L6 88ZM13 85H14V86H13ZM84 85H83V87H86V86H84ZM90 85L87 86V90H88V89L90 90V87H89ZM100 85H99V86L97 85L99 89H96V88H97V87H96L94 90H95V91L100 90ZM106 85H107V84H106ZM109 85H110V84H109ZM117 85H118V84H117ZM126 85L128 86V84H126ZM126 85H125V86H126ZM132 85H133L134 88H135V85H138V86H139V89L141 88L140 90H142V91H143L144 89L149 88L148 86H144V87H143V86H141V85L138 84V83L135 84V85H134V84H132ZM145 85H146V84H145ZM147 85H148V84H147ZM253 85H254V83H253L251 86H253ZM259 85H261V84H259ZM259 85H258L256 88H259ZM21 86H20V87H21ZM121 86H122V85H121ZM130 86H131V85H130ZM130 86H129V87H130ZM140 86H141V87H140ZM150 86H151V85H150ZM152 86H153V85H152ZM152 86H151V87H152ZM240 86H241V85H240ZM244 86H245V85H244ZM254 86H255V85H254ZM262 86H264V85H262ZM18 87H19V86H18ZM51 87H52V86H51ZM58 87H59V86H58ZM80 87H81V86H80ZM80 87H78V89H79ZM88 87H89V88H88ZM91 87H92V86H91ZM93 87H94V86H93ZM93 87H92V88H93ZM102 87H103V86H102ZM105 87H107V86H105ZM122 87H123V86H122ZM122 87H119V88H122ZM129 87H128L127 89H129ZM133 87H132V88H133ZM142 87H143L144 89H142ZM151 87L149 88L150 90H151V89H154L153 87H152V88H151ZM242 87H243V86H242ZM242 87H241V88H242ZM246 87H247V86H246ZM16 88H17V89H16ZM113 88H114V87H112V91H113ZM115 88H118V87H115ZM132 88H131V89H132ZM241 88H240V89H241ZM256 88H255V89H256ZM262 88H263V87H262ZM63 89H64V88H63ZM76 89H77V88H76ZM80 89H81V88H80ZM85 89H86V88H85ZM255 89H254V90H255ZM260 89H261V88H260ZM49 90H51V91H49ZM82 90H83V89H82ZM87 90H86V91H87ZM89 90H88V91H89ZM101 90H102V89H101ZM101 90H100V93H101ZM124 90H126V89H124ZM129 90H130V89H129ZM129 90H127V91H129ZM134 90L137 91L138 89H134ZM147 90H148V89H147ZM147 90H146V92L148 93L149 91H147ZM243 90L245 91L246 89H243ZM251 90H253V89L251 88ZM257 90L259 91V89H257ZM263 90H264V89H263ZM62 91H63V90H62ZM65 91H68V89L66 90V88H65ZM65 91H64V92H65ZM121 91L123 92V90H121ZM127 91H126V94H130V93L127 92ZM153 91H154V93L156 92L155 90H153ZM153 91H152V93H151L152 95H153ZM239 91H242V90H239ZM248 91H249V89H248ZM248 91H247V92H248ZM64 92H63V93H64ZM69 92H70V89H69ZM69 92H66L65 94L67 95ZM81 92H82V91H81ZM91 92L94 93V91H92V89H91ZM91 92H89V93L87 92V94H86V97H87L88 100H92V98L94 99L95 93H94V96H93V95H92L93 93L90 94ZM98 92H99V91H98ZM98 92H97V95L99 94ZM144 92H145V91H144ZM144 92H141V93L144 94V95H146ZM51 93H52V92H51ZM71 93H72V89H71ZM85 93H86V92H85ZM113 93H115V92H113ZM124 93H125V91H124ZM138 93H139V90H138ZM149 93H150V92H149ZM242 93H243V91H242ZM28 94H29V96H28ZM31 94H32V97H33V98L30 97ZM37 94H38V93H37ZM48 94H50V93H48ZM48 94H47V95H48ZM69 94H70V93H69ZM102 94H103V93H102ZM102 94H100V96H101ZM151 94H150V95H151ZM240 94H241V93H239L237 96H239ZM243 94H244V93H243ZM245 94H246V91H245ZM258 94H259V93H257V96H258ZM51 95H49V96L51 97ZM55 95H57L56 98H55L56 100L54 99V96H55ZM62 95H63V94H62ZM70 95H71V94H70ZM91 95H92V96H91ZM135 95H136V94H135ZM135 95H134V96H135ZM148 95H149V94H147V96H148ZM155 95H157V94H155ZM159 95H160V94H159ZM241 95H242V94H241ZM241 95H240V96H241ZM249 95H251V94H248L247 97H248ZM260 95H261V94H260ZM262 95L264 96V93H263V92H262ZM16 96H17V97H16ZM63 96H64V95H63ZM63 96H61V97H63ZM100 96H99V99H98V100H100V99L102 98V97L100 98ZM112 96H113V95H112ZM128 96L131 97V95H128ZM162 96H163V95H162ZM237 96H236V97H237ZM245 96H246V95H245ZM251 96H253V95H251ZM50 97H49V98H50ZM103 97H104V99L106 98L105 96H103ZM116 97L118 98L117 95H116ZM129 97H126V98H129ZM132 97H133V96H132ZM153 97H155V96L153 95ZM160 97H161V96H160ZM236 97H235V99L237 100L239 97H238V98H236ZM253 97H254V96H253ZM253 97H252V99H253ZM19 98H20V99L24 98V99H22V100H24V101L20 100ZM35 98H41V97H40V96L37 97V95H36ZM47 98H48V96H47ZM113 98H114V97H113ZM113 98H111L110 100H112ZM155 98H157V97H155ZM249 98H250V96H249ZM259 98L262 99L261 97H259ZM44 99H45V98H44ZM149 99H150V97H149ZM151 99H152V96H151ZM153 99H154V98H153ZM153 99H152V100H153ZM241 99H243L244 102H247V100H244V99H245L244 97L241 98ZM241 99H238V100L241 101ZM257 99H258V98H257ZM257 99H256V100H257ZM101 100L104 101L103 98H102ZM107 100H109L108 97H107ZM107 100H106V101H107ZM123 100H124V99H123ZM123 100H122V101H123ZM129 100H130V101H129ZM129 100H128V101L131 102V99H130V98H129ZM238 100H237V101H238ZM54 101H56V103L51 104V102H54ZM92 101H93V100H92ZM106 101H105V102H106ZM118 101H119V100H118ZM125 101L127 102V100H125ZM158 101H160V100L158 99ZM158 101H157V102H158ZM240 101H238V102H239V104H238L239 106H240ZM243 101H242V103H243ZM249 101H250V100H249ZM108 102H109V101H107L105 104H107ZM111 102H112V101H111ZM113 102H114V100H113ZM132 102H133V101H132ZM157 102H156V103H157ZM251 102H252V101H251ZM253 102H256V101H253ZM262 102H263V101H262ZM93 103H94V101H93ZM100 103H101V101H100ZM115 103H116V101H115ZM117 103L120 105L119 102H117ZM117 103H116V104H117ZM123 103H124V101H123ZM25 104H26V105H25ZM27 104H28V105H27ZM102 104H104V103H102ZM126 104H127V105H130V104H128V103H126ZM132 104H133V103H132ZM158 104H161V103L159 102ZM244 104H245V103H243V105H244ZM252 104H254V103H252ZM252 104H251V105H252ZM108 105H109V104H108ZM114 105H115V104H114ZM122 105H124V104H122ZM247 105H249V106L251 107V109H252V106L255 107V106H254L255 104L251 106L250 103H249V104L246 103V106L244 105L245 108L247 107ZM16 106H19L20 109H18ZM75 106H76V105L72 106L71 108L74 109ZM88 106H89V105H88ZM94 106H95V103H94ZM98 106H100V107L98 108V111H99V109L103 108L102 105H100V104H98ZM103 106H104V105H103ZM110 106H111V103H110L109 107H110ZM117 106H118V105H117ZM133 106H134V105H133ZM244 106H243V107H244ZM249 106H248V107H249ZM76 107H77V106H76ZM90 107H91V106H90ZM109 107H108V108H109ZM111 107H112V106H111ZM111 107H110V108H111ZM123 107H124V106H123ZM234 107H235V106H234ZM237 107H238V106H237ZM248 107H247V108H248ZM117 108H119V107H117ZM125 108H126V107H125ZM127 108L131 109L130 106H129V107L127 106ZM182 108H183V107H182ZM184 108H185V107H184ZM239 108H240V107H239ZM241 108H242V107H241ZM256 108H257V107H256ZM69 109H70V108H69ZM78 109H79V108H75L74 110H77V111H78ZM115 109H116V108H115ZM122 109H123V108H122ZM129 109H128V112H130ZM140 109H141V108H140ZM185 109H187V108H185ZM234 109H235V108H234ZM237 109H238V108H237ZM96 110H97V109H96ZM102 110H103V109H102ZM104 110H105V109H104ZM113 110H114V109H113ZM113 110L111 109V111H113ZM143 110H147V109H141L140 111L142 112ZM241 110H242V109H241ZM241 110H240V111H241ZM253 110H256V109H253ZM253 110H250V108H249V111H252V112H253ZM100 111H101V110H100ZM105 111L107 112V109H106ZM109 111H110V110H109ZM109 111H108V112H109ZM115 111H116V110H115ZM240 111H238V112H240ZM102 112H104V111H102ZM106 112H105V113H102V114L107 115L108 113L106 114ZM113 112H114V111H113ZM113 112H112V113H113ZM143 112L146 113V112H149V111H143ZM244 112H245V111H244ZM246 112H247V114H248V111H246ZM252 112H251V113H252ZM257 112L260 114L261 111H256V113H254V112H253V113H254L255 115H257ZM20 113H21V115L23 114L22 116H24L26 120H25L23 117H21L22 119L19 118L20 116L17 118L18 114L20 115ZM47 113H51V116H52V117H50V121H52L53 124H52V122L49 123V120H48L49 117H44V120H46L48 123H47L46 121L42 122V120H41V122H40V118H41V117L43 118V116H47V115H46ZM100 113H101V112H100ZM109 113L111 114V112H109ZM116 113H117V114H118V113H119V114H122V112H119V111H116L114 114H116ZM124 113H125V112H124ZM124 113H123V114H124ZM235 113H236V110H235ZM242 113H243V112H242ZM253 113H252V115H253ZM262 113H263V112H262ZM262 113H261V116L263 117V114H262ZM52 114H53V115H52ZM78 114H79V113H78ZM110 114H109V115H110ZM114 114H112V115H114ZM130 114H131V113H130ZM149 114H150V113H149ZM240 114H241V113H240ZM240 114H238V115L240 116V120H241V118H243L242 116L244 115V113H243V115H242V114L240 115ZM245 114H246V113H245ZM247 114H246V115H247ZM27 115H26V116H27ZM48 115H49V114H48ZM105 115L103 116V115L99 114V118H98V119H100V116H101V119H100V120L103 119L104 121L108 122L110 119L108 118L109 120L107 121V117H106ZM112 115H111V117H112ZM125 115H126V114H125ZM136 115H137V114H136ZM145 115H146V117H145ZM238 115H237V116H238ZM34 116H36L35 119H34ZM37 116H39V117L41 116V117L38 119ZM76 116H80V115H76ZM102 116H103V117H102ZM119 116H120V115H119ZM126 116H127V115H126ZM131 116L133 117V116H135V114H133V115L131 114ZM131 116H130V117H131ZM137 116H139V115H137ZM142 116H143L144 118H146V120H149V119H147V117L150 118V116H152V118H153V116H155V115L150 114V116H149L148 113H146V114L143 113ZM142 116H141V117H142ZM239 116H238V117H239ZM82 117H83V116H82ZM104 117H106V120L104 119ZM108 117H110V116H108ZM122 117H123V115H122ZM132 117H131V118H132ZM135 117H136V116H135ZM248 117H250V115H249ZM258 117H260V116L258 115ZM258 117L255 116L254 118H255V119H256V118L258 119ZM42 118H41V119H42ZM46 118H47V119H46ZM76 118H77V117H76ZM127 118H128V117H127ZM133 118H134V117H133ZM133 118H132V119H133ZM139 118H140V116H139ZM139 118H138V121H137V122H139L140 120H142V118H140V120H139ZM245 118H247V116H246ZM245 118H244V119H245ZM65 119H66V118H65ZM120 119H121V116L119 117V121H121V120L123 121V120H124L123 122L126 121V123L128 122V124H129V122H130V121H129L130 119H126L125 117L122 118L121 120H120ZM135 119H137V118H135ZM34 120H35V121H34ZM89 120H90V119H89ZM127 120H128V121H127ZM144 120H145V119H143L140 123H143V122L146 121V120H145V121H144ZM28 121H27V123H28ZM55 121H57L58 125L54 124V123H56ZM132 121H133V120H132ZM132 121L130 122V124L132 123ZM149 121H151V120H149ZM153 121L158 122V119H157V121H156V119H153ZM153 121H151V122H149V123H145V124L148 125V124L152 123ZM159 121L161 122L160 119H159ZM235 121H237V120H235ZM45 122H46V123H45ZM100 122H101V121H100ZM160 122H158V123H159L158 125H160ZM253 122H254V121H253ZM66 123H67V122H65V124H66ZM68 123H69V122H68ZM68 123H67V124H68ZM70 123H71V122H70ZM72 123H73V122H72ZM91 123H92V122H89V130L87 129L88 131H90L91 129H94V128H91V129H90V124H91ZM101 123H102V122H101ZM101 123H100L99 125L96 124V126H98L99 129H100V125H101V127H102V125H107V124H104V123L101 124ZM108 123H109V122H108ZM118 123H119V122H117V124H118ZM135 123H136V121L133 122L132 124H135ZM235 123H236V122H235ZM74 124L76 125V123H74ZM74 124H69V125H73V126H74ZM84 124H85V122H84ZM84 124H82V126H83ZM112 124H113V121H112ZM54 125H56V128H57V126L59 127V131H57L58 129L55 130V128H54L55 126H54ZM86 125H87V124H86ZM86 125H84V127H85ZM110 125H111V122H110L109 125H107V126H110ZM118 125H119V124H118ZM146 125H144V126H146ZM238 125H239V124H238ZM238 125L236 126V129L239 127ZM248 125H249V124H248ZM256 125H257V124H256ZM27 126H28V125H27ZM53 126H54V127H53ZM67 126H68V125H67ZM79 126H81V125L79 124L78 127H79ZM96 126H93V127H95L96 129H98ZM111 126H112V125H111ZM254 126H255V125H254ZM254 126H252V127L255 128V130H256L257 128H256V126H255V127H254ZM70 127H71V126H70ZM112 127H113V126H112ZM146 127H147V126H146ZM149 127H150V126H149ZM171 127H172V126H171ZM250 127H251V126L249 125V130H250ZM53 128H54V129H53ZM87 128H88V127H87ZM104 128H105V127H104ZM110 128H111V127H110ZM175 128H176V127H175ZM262 128H263V127H262ZM262 128H261L260 130H262ZM23 129H24V128H22V130H21V128H20V129L18 128L17 130L25 131V130H23ZM33 129H34V128H33ZM33 129H32V130H33ZM65 129H69V130H70V132H68L67 135H71V136H68V137H67V135H66V137L69 139L68 141L70 142V140H71L72 138H74V139H72L73 142H71V143H72V148H71V149H73V144H75V146H78V145H79V144L76 145V143H78V142L75 140V139L79 140V138H76V137H73V136H72L71 131H72L74 128H71L72 130H71L70 128H68V127L65 128ZM80 129H82V128H81V127L78 128V131H79L78 134L81 132ZM96 129H94V130L96 131ZM107 129H109V128H107ZM107 129H106V130H107ZM114 129H115V128H114ZM117 129H118V127H117ZM53 130H55V131H53ZM76 130H77V127H76V129H75L74 131H72V133H74V132L76 133ZM82 130H83V129H82ZM87 130H86V131H87ZM175 130H176V129H175ZM180 130H181V129H180ZM245 130H246V129H244L243 131H245ZM27 131H28V130H26V132H27ZM33 131H34V130H33ZM33 131H31L30 133L28 132V134H31ZM47 131H46V133H49V132H47ZM86 131L84 132V134L86 133ZM95 131H93V132H95ZM101 131H105V130H104L103 128H101ZM108 131H109V132L111 131V132L113 133V128H112L111 130H108ZM108 131H106V132L108 133ZM176 131H177V130H176ZM243 131H239V130H238L237 133H236V135H238V132H241L242 134H244V133L246 132V131H245V132H243ZM63 132H64V130H63ZM90 132H91V134L89 135ZM90 132H88L87 134H88L89 136L93 135V134H92V130H91ZM178 132H179V131H178ZM258 132H259V130H258ZM258 132H257V133H258ZM15 133H16V132H15ZM22 133H23V132H22ZM22 133H21V134H22ZM37 133H38V132H37ZM39 133H40V132H39ZM42 133H41V134H42ZM46 133H45V134H46ZM55 133H53V135H50V134L48 135V134H47V137H48V136H52V137H48V139H49V138H52V139H49L50 141H49L48 139L45 140L46 138H45V139H42L43 142H44V144L46 143L45 141H49V142L51 143V142H53V141H51V140H56L57 138L55 137L56 135H54ZM81 133L83 134V131H82ZM97 133L99 134V132H96V133H94V134L96 135ZM104 133H105V132H104ZM241 133H240V135H238L239 137L242 135ZM257 133H256V134H257ZM262 133H264V130L262 131ZM6 134L4 133V135H6ZM10 134H9V135H10ZM21 134H19V135H21ZM26 134H27V133H26ZM41 134H40V135H39V134L36 135V132H35V133L33 132V135H36V136L39 135L38 137L43 136V135H41ZM51 134H52V133H51ZM82 134H81V135H82ZM87 134H85L84 136H87V137H88ZM178 134H179V133H177V135H178ZM250 134H251V132H250ZM259 134H260V133H259ZM4 135H3V136L1 135L3 138L0 136V154L2 153V156H4L6 153L8 154V155H6V157L4 156V157H5L4 159L6 160V163H7V164H9V162H7V160H8V161H11V160H12L13 163H15V162L18 160V162H16V163H17V164L20 163L19 161H20V158L23 156V155H22L23 153L21 154V152H20V154H18L19 151H21L22 149H23V151H24V149H25V152H24L25 155H24V157L26 156V153L28 154V152H26V151H27V150H26L27 148H26V145H25V143L29 140V139H27L28 137H27L26 135H24V133H23V136H26V137H27V138H25V139H27V141L22 142L23 140L21 139L20 142H21V144L24 143V145H22V148H19V151L16 152V154H18V155H20V156L22 155V156H21V157L19 156V159H15V158H17L16 154H15L16 157H15L14 155H13V156H12V155L9 156V154H11V153L13 152V150H14L13 145H14V147H15V145L18 143L19 140H18V141L16 140V137H15L16 135H15V136L12 135L11 137H7V136H4ZM9 135H8V136H9ZM95 135H93V136L91 137V140H93L92 138H93ZM188 135H189V134H188ZM188 135H187V137H188ZM260 135H262V137H263V134H260ZM23 136H22V137H23ZM28 136L30 137V135H28ZM31 136H32V135H31ZM45 136H46V135H44L43 138H44ZM84 136H82L81 139H83ZM103 136H104V135H103ZM105 136H107L106 133H105ZM190 136L192 137V134H191ZM190 136H189V137H190ZM242 136H243V135H242ZM247 136H248V135H247ZM5 137H7V138H5ZM17 137H18V135H17ZM20 137H21V136H20ZM34 137H35V136H34ZM69 137H70V138H69ZM71 137H72V138H71ZM181 137H182V134H181ZM185 137H186V136H185ZM185 137H183V138L186 139ZM191 137H190V138H191ZM239 137H237L236 139H234V138H235V136H234V138H233V142H234V140H235V143L238 142V141H239ZM18 138H19V137H18ZM30 138H31V137H30ZM54 138H55V139H54ZM61 138H60V139H61ZM67 138H65L64 140H66ZM84 138H85V137H84ZM88 138H89V137H88ZM106 138L108 139V137H105L104 140H105ZM183 138H182V139H183ZM192 138H193V137H192ZM192 138L190 139V140H191V141H190L191 143H192V140H193ZM194 138H195V135H194ZM200 138H201V137H199V138H197V139L199 140ZM241 138H243V137H241ZM23 139H24V137H23ZM89 139H90V138H89ZM107 139H106V140H107ZM110 139H111V138L108 139V140H109L108 143H107L106 140H105V143L111 145V140H110ZM123 139H124V138H123ZM123 139H122V140H123ZM135 139H136V138H135ZM237 139H238V140H237ZM244 139H245V138H244ZM260 139H261V138H260ZM14 140L17 141L16 144H13V143L15 142ZM30 140H31V139H30ZM40 140H41V138H39V141H37V139H36V140L32 139V143H33V141H35V143L39 142V144H38L39 147H42L43 145H42V146H40V145L43 144V143L40 142ZM44 140H45V141H44ZM57 140H58V139H57ZM57 140H56V141H57ZM61 140H62V139H61ZM124 140H126V139H124ZM186 140H187V139H186ZM186 140H185V141H186ZM195 140H196V139H195ZM198 140H197V141H198ZM250 140H251L250 138L247 139V140H244V142H246V141L249 142L248 145H247L248 142H247V143H244L243 141H241V143H243L244 145H246V148H247V146H249V147L247 148L246 151H250V149H249V148H251V147H250V143H251V144L253 143V141H250ZM262 140H264V139H261V141H262ZM13 141H14V142H13ZM58 141H60V140H58ZM68 141L66 140L65 142L67 143ZM81 141H82V140H79V142H81ZM188 141H189V140H188ZM199 141H202V138H201V140H199ZM203 141H204V140H203ZM203 141H202V142H203ZM49 142H48V143H49ZM54 142H55V141H54ZM54 142L52 143L53 145H54L55 143H57V142H55V143H54ZM69 142H68V143H69ZM82 142H83V141H82ZM121 142H123V141H121ZM190 142H189V144H190ZM230 142H232V140H231ZM259 142H260V140H259ZM263 142H264V141H263ZM30 143H31V141H30V142L28 141V143H26V144L28 145V144H30ZM35 143L33 144V145H34L33 148H34V147L37 148V146H38L37 144H36L37 146H35ZM194 143H195V142H194ZM204 143H206V142H204ZM254 143H255V142H254ZM254 143H253V145H254ZM260 143H262V142H260ZM21 144H20V146H21ZM52 144H50V145L53 147ZM58 144H59V143H58ZM62 144H63V143H62ZM62 144H61V142H60L59 145L62 146V147H61V146H60V147H61L62 149H65L66 147L63 148V147L65 146V143L63 144L64 146H63ZM97 144H98V143H95L94 145H97ZM237 144L239 145L240 143H237ZM243 144H242V145H243ZM50 145H48V147H51ZM80 145H81V143H80ZM80 145H79V146H80ZM194 145L196 146V145H198V143L193 144V146H194ZM234 145H235V144H234ZM234 145H233V146H234ZM253 145H251L252 148H253ZM255 145H256V144H255ZM259 145H260V144H259ZM263 145H264V143H263ZM18 146H19V143L17 144L16 147H18ZM23 146H24V148H23ZM31 146H32V144H31ZM46 146H47V145H46ZM46 146H45V147H46ZM54 146H56V145H54ZM66 146H67V147L69 146V148L71 147L70 143H69L68 145L66 144ZM75 146H74V149H75ZM79 146H78V147H79ZM87 146H88V145H87ZM103 146L106 148L107 145H103ZM103 146L100 144V147H102L101 150H103V149L105 150V148H104ZM195 146H194V147H195ZM205 146H206V147H209V146L207 145V143L205 144ZM230 146H232V144H231ZM233 146H232V147H233ZM239 146H240L241 149L244 148V146H242V147H241V145H239ZM239 146H236V147L239 148ZM29 147H30V146L28 145V149H29ZM39 147H38V148H39ZM45 147H44L43 149H45ZM52 147H51V148H52ZM78 147H76V149L79 151ZM81 147H83V145H82ZM81 147H79V148H81ZM97 147H98V145L96 146L95 150L98 149ZM107 147H108V146H107ZM112 147H113V146H111V148H108V150L110 149L111 154H112V151H111V150L114 151V149H112ZM206 147H205V148H206ZM236 147H234V148H236ZM254 147H257V145L254 146ZM38 148H37V149H38ZM57 148L59 149V147H58V146L56 147V151H57ZM61 148H60V149H61ZM86 148H87V147H86ZM197 148H198V147H197ZM200 148H202V146H200ZM210 148H211V147H209V149H210ZM240 148H239V150L241 151ZM259 148H260V146H259ZM259 148L257 147L256 149H255V148H254V149H255V150H258ZM262 148H263V147H262ZM262 148H261V149H262ZM16 149H17V148H15V150H16ZM20 149H21V150H20ZM40 149H42V148H40ZM43 149H42V150H43ZM46 149H47V148H46ZM76 149H75V150H76ZM99 149H100V148H99ZM195 149H196V148H195ZM211 149H212V148H211ZM211 149H210V150H211ZM248 149H249V150H248ZM2 150L5 151V154H4V155H3L4 152H1ZM17 150H18V149H17ZM31 150H32V148H31ZM42 150H40V153H39V149H38L37 154H38V153H39V154L43 153L44 150H43V152H42ZM48 150H50V148H48ZM75 150H74V152H76ZM106 150H107V149H106ZM197 150H199V152H200V149H199V148H198ZM205 150H206V149H205ZM236 150H237V149H236ZM236 150H235V151H236ZM36 151H37V150H36ZM36 151H35V152H36ZM45 151H47V150H45ZM51 151H52V150H51ZM125 151H128V150H125ZM206 151H208V150H206ZM235 151H233L232 153H234ZM243 151H244V150H242V152H243ZM8 152H10V153H8ZM14 152H15V151H14ZM14 152H13V154H14ZM120 152H121V151H120ZM202 152H204V151H202ZM216 152H217V151H216ZM259 152H260V151H259ZM259 152H258V153H259ZM263 152H264V151L262 150L261 153H263ZM44 153H45V152H44ZM44 153H43V154H44ZM47 153H50V156H51V152L47 151L46 154H47ZM53 153H54V148H53ZM57 153H58V152H57ZM57 153H56V154H57ZM118 153H119V152H118ZM127 153H128V152H127ZM127 153L124 154V155H128V154H129V153H128V154H127ZM130 153H131V152H130ZM250 153H251V152H250ZM261 153H259V155H261ZM73 154H74V153H73ZM77 154H78V153H76V155H77ZM224 154H225V153H224ZM229 154H230V153H228V155H229ZM235 154H237V153L235 152ZM235 154H234V155H235ZM251 154H252V153H251ZM41 155H42V154H41ZM107 155H108V154H107ZM109 155H110V154H109ZM109 155H108V156H109ZM2 156L0 155L1 158H2ZM11 156H12V157H11ZM37 156H38V155H37ZM39 156H40V155H39ZM44 156H45V155H44ZM44 156L42 155L43 159H44ZM48 156H49V155H48ZM50 156H49L48 158H46V157H47V155H46L44 161H46L47 159L51 158ZM52 156L54 157V158H53V161H55L56 159L58 160V159H60V158H61L60 160H63L62 157H63L64 155H63V156H62V155H59L60 158H59V156H58V158H56V159H55V156H54L53 154H52ZM61 156H62V157H61ZM70 156H71V155H70ZM74 156H75V154L73 155V157H74ZM78 156H79V155H78ZM78 156H77V157H78ZM218 156H219V155H218ZM232 156H233V154H232ZM256 156H257V155H256ZM14 157H15V158H14ZM24 157L21 158L23 161L26 160ZM64 157H67V156L65 155ZM71 157H72V156H71ZM73 157H72V158H73ZM75 157H76V156H75ZM75 157H74V158H75ZM234 157H235V156H234ZM236 157H237L236 160H237V159L239 160V158H238L239 155L236 156ZM1 158H0V159H1ZM23 158H24V159H23ZM26 158L29 160L28 156H26ZM40 158H41V156H40ZM74 158H73V159H74ZM106 158H108V157H106ZM223 158H224V160H227V161L230 159L229 156H228V157H224V156H223ZM227 158H228V159H227ZM231 158L233 159V157H231ZM243 158H244V157L240 158L239 161L237 160L238 162H240L237 166L240 165V167H242V166L244 165L245 162H243V164H242V166H241V162H242L241 160H242ZM10 159H11V160H10ZM14 159H15V160H14ZM31 159H33V158H31ZM43 159H42V160H43ZM54 159H55V160H54ZM73 159H72V160H73ZM76 159H77V158H75L74 160H76ZM79 159H80V156H79ZM83 159H84V161L87 160V159H85V158H83ZM83 159L81 158L80 161H81V160L83 161ZM219 159H220V158H219ZM221 159H222V158H221ZM1 160H2V159H1ZM28 160L26 161V163H28L29 161H31V160H29V161H28ZM42 160H41V159H40V161L37 160V161H38L37 164L41 165L40 163H41ZM49 160H50V159H49ZM49 160H48V162H49L48 164H49V165H48V164H44V161H42L44 165H47V168H46V166H45V168L43 169L44 165H43V166H40V169H41V167H42V170H46V169H47V172H48V170L50 169L49 172H48V175L46 174L47 172L44 173L45 171H43L44 175H46V179H45V180H47V176H50V174H51V170L55 167L54 165H57L55 162H54V165L52 164V162H53V161H52V158H51V163H50ZM57 160H56V162L58 163ZM222 160H223V159H222ZM234 160H235V159H234ZM234 160H233V161H234ZM244 160H245V158L243 159V161H244ZM261 160H263V158H262ZM14 161H15V162H14ZM23 161L20 163V165L23 163L21 166H23V165L25 166V165H26V163L23 162ZM37 161H36V162H37ZM76 161H78V160H76ZM87 161H88V160H87ZM246 161H247V160H246ZM251 161H252V160H251ZM251 161H250V162H251ZM31 162H33V161H31ZM31 162H29V163L31 164ZM36 162H35V163H36ZM39 162H40V163H39ZM46 162H47V161H46ZM248 162H249V160H248ZM13 163L11 164V166H13ZM35 163L33 162V164H31V165H35ZM65 163H66V162H64L63 164H65ZM2 164H3V163H2ZM2 164H1V161H0V167L2 166ZM7 164H6L5 167H7L9 173H10L11 170L14 171V169L18 166V165L16 166V164H15V165H14L15 168H14V169H11V168H13L14 166H13V167H10V164H9V165H8L9 168H10V170H9ZM30 164H29V166L27 165V167H30V166H31ZM51 164H52L53 167L50 166ZM58 164H59V163H58ZM63 164L60 163V164L58 165L59 168H60V166L63 165ZM39 165H38V166H39ZM245 165H247V162H246ZM250 165H252V164H248L249 167H250ZM255 165H256V164L254 163V164H253V166H254L253 169H252V167H250L252 170H254V172H255V169H256V168H255ZM21 166H18L17 168H19V167H21ZM24 166H23L22 168H25V171H26V168H27V167H24ZM36 166H37V165H36ZM48 166H50V167H48ZM248 166H247V167H248ZM5 167L2 166V167L0 168V169H2V168L4 169V171H3V170H0V173H2V176H3V177H6V176L8 177V175H5V174H7V172H8V171H6L7 169L5 170ZM33 167H34V166H33ZM37 168H39V167H37ZM51 168H52V169H51ZM56 168H57V167H55L54 169H56ZM32 169H33L32 166H31V169H27L28 171H26V172L31 173V174L27 175V177L30 176V175H32V174H34L35 176H34V175H33V176H34V178H35V177H36V174L34 173V171H33ZM34 169L37 170L36 167H35ZM54 169L52 170V172H55V174H57V172L59 171V169H56V171L58 170L57 172H56ZM245 169H247V168H245V166H244V170H245ZM18 170H19V169H15V171H14V172L11 171V173L13 172V173H15V175H18L19 173L16 174V172H17ZM20 170H21V168H20ZM38 170H39V169H38ZM38 170H37V171H38ZM242 170H243V168H242ZM244 170H243V171H244ZM257 170H259V169H257ZM39 171H40V170H39ZM39 171H38V172H39ZM259 171H261V170H259ZM4 172H5V174H3ZM18 172H21V171H18ZM23 172H24V171H23ZM23 172H22V173H23ZM26 172H25V173H26ZM41 172H42V171H41ZM246 172H248V171L246 170ZM246 172H245V173H246ZM256 172H257V171H256ZM261 172H262V171H261ZM11 173L9 174V177H10ZM25 173H24V174H25ZM39 173H40V172H39ZM248 173H249V172H248ZM26 174H27V173H26ZM26 174H25V175H26ZM37 174H38V173H37ZM251 174H252V173H251ZM4 175H5V176H4ZM15 175H12V176H15ZM19 175H21V174H19ZM25 175H24V177H25ZM38 175H40V176L42 177L43 174H42V175H41V174H38ZM44 175H43V176H44ZM51 175H52V174H51ZM263 175H264V174H263ZM263 175H262V176H263ZM12 176H11L10 178H9V177H8V178H9V181L12 179V182H13V181H14V179H13L14 177L12 178ZM33 176H32V177H33ZM52 176H54V174H53ZM52 176H50V177H52ZM57 176H58V175H57ZM7 177H6V179H7ZM17 177H20V176H17ZM27 177H25V178H27ZM32 177L30 176V178H29V177H28V178L31 180ZM41 177H39V176L36 177V179H37L36 181L40 182L39 179H40ZM50 177H48L49 180L51 179ZM54 177L57 178L56 176H54ZM58 177H60V176H58ZM62 177H64V176H62V174H61V179H62ZM263 177H264V176H263ZM1 178H2V177H1ZM1 178H0V179H1ZM20 178H22V179H21L22 181H23V180H25V181L27 180V179H23V175H21ZM38 178H39V179H38ZM43 178H44V177H42V179H43ZM55 178H53V180H52V179H51V180H52V184H53V181H54V183H55V185H56V183H57V184H58V182L60 183V180L57 181V180L60 179V178H57L56 180H55ZM249 178H250V177H249ZM251 178H252V177H251ZM255 178H257V177H254V179H255ZM15 179H16V177H15ZM17 179L20 180L19 178H17ZM257 179H258V178H257ZM257 179H256V180H257ZM18 180H16V181H18ZM45 180L42 181V182H44V184H45ZM49 180H47V182H46L47 184H46V185H44V184L41 182L42 185L47 186L49 183H51V182H48ZM51 180H50V181H51ZM260 180H262V179H260ZM16 181H15V182H16ZM22 181L20 182V185H19L18 182H16V183L13 182L14 185L17 184V187H19V186L22 187V186L25 184V186H27V188H26L25 186H24L25 189H22V188H21V190H20V189H19L20 187L18 188V190H20L19 192L22 191V193L18 195V196H19L18 198L14 197V200H12V202H13V201H15V202L11 203V206L9 205L10 208H11L15 203H17V204L19 203L18 206H17L19 209L17 210L16 205H14V208H15L17 211H20V209L22 208V209H21V212H22V210H23L22 213H24V214H26L28 211H29V213H33V211H32V210H34L33 208H37V209L39 210V211H36V210H35L37 214H38V212H39V214H40V213H41V214H42V213L44 214V216H43V217H44L43 220L47 218L48 214H49L50 211L52 210L51 213H52V215H53V217H54L53 219L56 220V219L59 217V215L56 216V215H57V210L55 209V210H54L55 212H54L53 209H54L55 206L52 207V205H55L56 201H58V200H56V198H57V197H60V196H57V195H58V194H57L58 191H56L57 193L54 192V191H55L56 189L60 188L59 193H60V195H62V194H66V192L68 193V191H71V192H72V189H71L72 187H69L71 190H69V188H68V191H67V188H65V187L62 186L64 183L62 184V182H61V186H62V187H57V186H60V185L58 184V185L56 186L57 188H55V189L53 188V190H54V191H53L52 188H49L52 184L49 185V186H47V188L51 189L50 192H51V191L54 192V193H53V194H54V197L52 196V195H53L52 192H51V195L48 194V193H50V192H49V189H47L48 192H47V190H46V193H44V195L47 194V195L44 196V197L46 198V197L48 196V200H53V201L56 200V201L53 203V202H49V201L47 200L48 203L45 204L46 201H44V197L42 198V196H43L42 193L45 191L46 188L43 186V188H44V190H43V189H42V185H40V183L36 182V181L33 179V181L36 182V184L38 183V185L41 186L40 188L42 189V193H41V191H40L41 195H40L39 192H38L39 194L36 192L39 196H38L37 194H35V193L32 191V192L35 194L34 196L37 195V196L40 198L41 201L43 200L44 202L42 201V203H43L45 206H46V205L51 206V207L46 206V207H47V208H46L43 204H38V203H40L41 201L38 202V200H37V201H36V202H38L37 204L40 205V207L42 206V210H40L41 208H40L38 205H35V202H32V203L34 204V206H33V204H32V206H33L32 208H31V203H29V202H31V201H30V200H31L30 198L33 197V195H32L33 193H31L30 190H32V188L35 187V186L38 187V185H35V183H33V185H32L33 187L31 186V188H30V190H29L30 193H31V196H32V197H30V196L28 195V194H29V193H28L29 191H28V192L26 191L28 194H27V193H25V194H27V195L30 197V198H26L27 196H23V194H24L25 190L28 189V187H29L28 185H30V183H31L32 181H30V183H29L28 185H27L28 182L26 183L25 181H23L24 184H21ZM28 181H29V180H28ZM56 181H57V182H56ZM263 181H264V180H263ZM1 182H2V179H1ZM10 182H11V181H10ZM257 182H258V185H259V187H260L261 181L258 180ZM259 182H260V183H259ZM5 183H6V182H5V180H4V182H3V183H0V185H2V184L5 185ZM263 183H264V182H263ZM6 184H7V183H6ZM31 184H32V183H31ZM4 185H3V186H4ZM18 185H19V186H18ZM21 185H22V186H21ZM55 185L53 184V187H55ZM65 185H66V184H64V186H65ZM67 185H68V184H67ZM263 185H264V184H262L261 186H263ZM3 186H0L1 188H4L3 190H5L6 188L9 187V186H8V187L6 186V188H5V187H3ZM37 187H35V188H37ZM66 187H67V186H66ZM174 187H175V186H174ZM1 188H0V189H1ZM12 188H13V189L15 188V190L12 189L13 192L18 191V190H16V185H15L14 187L12 186ZM35 188H33L34 191H39V190H41V189H39V188H38V190L35 189ZM61 188H62V189H61ZM63 188H65V189H63ZM8 189H9V188H8ZM8 189H6V190L9 191ZM176 189H177V188H176ZM176 189L174 188V190H176ZM185 189L188 191V188L185 187ZM3 190H2V191H3ZM12 190H10V192H11V193H10V194H11L10 199L8 198V196H6V198H8V199H7L8 202H7L6 200H2L3 198L0 197V203H2V204H1L2 206L5 205V204L8 205V203L11 202V201H9V200L12 199V195H13V194H12V193H13ZM23 190H24V192H23ZM65 190H66V192H64ZM172 190H173V189H172ZM186 190H184V191H186ZM187 191H186V192H187ZM61 192H64V193H61ZM174 192H175L174 194H176V192L178 193V195H177L178 198H179V197H182V196L184 195V194H183V191L181 192V196L179 195L180 192H178L177 190L174 191ZM0 193H1V191H0ZM5 193H6V191H5ZM5 193H1L0 196H2V195L5 194ZM8 193H9V192H8ZM55 193H56L57 195H55ZM172 193H173V191H172ZM187 193H188V192H187ZM263 193H264V191H263ZM263 193H262V194H263ZM14 194L17 195L18 193L15 192ZM25 194H24V195H25ZM5 195H7V194H5ZM20 195L24 197V198L22 197L23 199L26 198L27 200H26V199H25V200H26V201H29V202H26L25 200L20 199V198H21ZM3 196H4V195H3ZM40 196H41V197H40ZM55 196H56V198H55ZM173 196H174V195H173ZM177 196H175L176 199H177ZM4 197H5V196H4ZM38 197H37V198H38ZM49 197H51V198L49 199ZM15 198L17 199L18 202L15 200ZM37 198L35 197V198H33L32 200L35 201V199H37ZM39 198H38V199H39ZM41 198H42V199H41ZM52 198H53V199H52ZM54 198H55V200H54ZM4 199H5V198H4ZM18 199H19L20 201H22V203H24L23 201H25V203L30 204V208H29V205H27V204H23L24 206L21 205L22 203H21ZM29 199H30V200H29ZM57 199H59V198H57ZM68 199H69V198H67V200H68ZM188 200H189V199H188ZM262 200L264 201V199H262ZM59 201H60V200H59ZM263 201H262V202H263ZM3 202H4V203H3ZM6 202H7V203H6ZM57 203H58V202H57ZM69 203H70V205H71L72 203H79V200H76L75 202H69ZM170 203H171V202H170ZM174 203H175V202H174ZM174 203H171L170 205L172 206V204H174ZM51 204H52V205H51ZM63 204H65V206H66V205H67V202H66V203L63 202ZM177 204H178V203H177ZM7 205H5V207H7ZM25 205H26V206H25ZM56 205H57V204H56ZM59 205H62L61 201H60V202L58 203V205H57L59 208H58L57 206H56V208H57L58 210H62L61 207H63V206L60 207ZM68 205H69V204H68ZM72 205H73L72 207L75 206L74 204H72ZM175 205H176V203H175ZM175 205H173V206H175ZM9 206H8L7 210L9 209ZM20 206H21V208H20ZM35 206H36V207H35ZM165 206H166V207L168 206V209H171V210L173 209L171 206H169V203H168L167 205H165ZM176 206H178L179 208H180V207L182 208L183 205L181 206L180 203H179V205H176ZM5 207L3 208L4 210L6 209ZM23 207H25V208L27 207V208L25 209V211H24V208H23ZM38 207H39L40 209H39ZM44 207H45V208H44ZM75 207H76V206H75ZM85 207H87V206H85ZM14 208L12 207V208H11L12 211H11V210H8V211H11V213H12V212H13V213H16L17 211L15 212V210H13ZM43 208H44V209H43ZM60 208H61V209H60ZM87 208H88V207H87ZM3 209H2V210H3ZM27 209H28V210H27ZM30 209H31V210H30ZM50 209H51V210H50ZM63 209H64V207H63ZM88 209H89V208H88ZM43 210H45V211L43 212ZM47 210H48V211L50 210L49 213L46 212ZM173 210H175V209H173ZM26 211H27V212H26ZM40 211H41V212H40ZM4 212H5V211H3L2 214L4 215V219H5V220L3 221V219L1 220V218H0V221H1V222H2V221L4 222V223L2 224V225H4V227H5V226L8 227V224L5 225V224L7 223V218H6V217L9 216V217L11 218V215H8V214H11V213H10V212H9V213L6 212V213H8V214H6V213H5V214L8 215V216H5ZM45 212H46L47 214H46ZM19 213H20V212H19ZM19 213L17 212L18 215H19ZM22 213H21V215H23ZM29 213H27V214H29ZM55 213H56V215H55ZM58 213L60 214V211H58ZM0 214H1V213H0ZM2 214H1V216H2ZM41 214H40V215H41ZM45 214H46V215H45ZM18 215L15 216V214H13L12 216H14V217H19ZM21 215H20V216H21ZM54 215H55L56 217H55ZM60 215H61V214H60ZM94 215H95V213H94ZM41 216H42V215H41ZM45 216H46V217H45ZM92 216H93V215L90 214V215H88L87 217L85 216V218H82L81 216H80L81 218L79 217V218H80L79 220H81V219H83V220H81L82 222L79 221V223L81 222L80 224H78L79 226H78V225H75V226H78V227H79V231H81L80 229H82L81 232H79V231L77 230V231L80 233V236H81V237H79V235H78L77 233H75V234L78 235L77 241H79V239H82V236L84 235V239H85L86 241L84 242V239H83V241L80 240L81 242H84V243L86 244V243H87V240H89V241L91 240L92 242L90 241V244H92V243L95 244V243L93 242L94 239L92 238V235H91L92 232H91V234H90V233H87L88 236L90 235V236H89L90 239H88V236L85 237L87 231H86L85 233H83V231H84L83 229H85L86 227H88V223L92 225V223H93L92 221H94V218H93ZM9 217H8V218H9ZM14 217H12V218H14ZM94 217H95V216H94ZM2 218H3V216H2ZM91 218H92L93 220H90ZM16 219H18V218H16ZM31 220H32V219H31ZM35 220H36V219H35ZM35 220H34V221L32 220V221L30 222L28 219H26V222L29 221L30 223H25V219H22V218H21V221H22V222L24 221V222H23V225H25V224H26V225H27V224L31 225V223L35 222ZM40 220H41V219H40ZM40 220H39V222H40ZM43 220H41V221H43ZM88 220H89V221H88ZM13 221H14V220H13ZM76 221H78V218H77ZM90 221H91V222H90ZM8 223H12V220H11V222L9 221ZM17 223H19V222H17ZM36 223L39 224L38 222H36ZM76 224H77V223H76ZM86 224H87V226H85ZM2 225H1V227H2ZM17 225H18V224H17ZM91 225H89V230L92 229V228H90ZM21 226H22V223H21ZM21 226L18 225V227H21ZM27 226H28V225H27ZM36 226H37V225H36ZM36 226H35V223H33V224L30 226V227H32L31 230L34 229V227H35V229L32 230L33 233H34L35 230L37 229V231L40 230L39 232L36 231L38 235H42V236H45V237H46V235L43 234V231H42L39 227H36ZM80 226H81V227H82V226H83V227L85 226V227H84V228H83V227L81 228ZM7 227H5L6 230H7ZM18 227H15V231H16V229H17ZM28 228H29V226H28ZM11 229L14 230V227H13V228L11 227L10 229L8 228L9 232H10ZM18 229H19V228H18ZM25 229H27V228H25ZM87 229H88V228H86L85 230H87ZM0 230H3V229L1 228ZM6 230H5V231H6ZM20 230L22 231V228L19 229V231H20ZM29 230H30V229H29ZM29 230L26 232V231L24 230V228H23V233L26 232V234H28ZM73 230H75V229H73ZM89 230H88V232H90ZM15 231H11V232H14V233H15ZM91 231H92V230H91ZM11 232H10V233H11ZM36 232H35L34 235H36ZM40 232H41V234H39ZM75 232H76V230H75ZM0 233H1V232H0ZM6 233H7L8 236H9L8 231H7ZM14 233H11L10 236L13 235ZM20 233H21V232H20ZM33 233L30 232V234H28V235H31V234H33ZM81 233H82V234H81ZM102 233H103V232H102ZM7 234H5L4 237H2V236H3V232H2V233L0 234V236L2 235L1 237L4 238V239H6L5 236H7ZM26 234L24 233V235H26ZM73 234H74V232H73ZM73 234H72L71 236H74V235H75V234H74V235H73ZM28 235H27V236H28ZM38 235H37V236H38ZM77 235H75V236H77ZM104 235H105V234H104ZM104 235H103V234H100V236H97V235H96L95 237H99V239H98V238H97V239H98V241H99L98 243H100V245L98 246L97 240H96V243H97V244H96V245H93L94 248H97V247H95V246H98L97 249H98L99 251H100V250H102V251L104 250L103 252H105V249H107V247H110V246H109L110 244H107L106 247L104 246L105 248L102 246L103 244L101 245V241H103V240H102V239H103L102 237H103ZM71 236H70V238H71ZM93 236H94V235H93ZM101 236H102V237H101ZM1 237H0V238H1ZM11 237H12V239L15 238V236H11ZM38 237H41V236H38ZM8 238H10V237H8ZM8 238H7V239H8ZM17 238H19V236H17L15 240H18ZM22 238H23V236L21 237V239H22ZM33 238H34V237H33ZM35 238H36V236H35ZM46 238L49 239L48 237H46ZM46 238H45V239H46ZM70 238H68L65 242H67ZM86 238H87V239H86ZM4 239H3V240H4ZM12 239H9V240H12ZM36 239H38V238H36ZM42 239H43V238H42ZM45 239H43V242L47 243V239H46V241H44ZM50 239H51V238H50ZM50 239H49V241H50ZM53 239H54V238H53ZM53 239H51V240H53ZM95 239H96V238H95ZM100 239H101V241H100ZM15 240H14V241H15ZM19 240H20V239H19ZM30 240H31V239H30ZM34 240H35V239H34ZM34 240L32 239L31 242L34 241ZM39 240H41V239H39ZM70 240H71V239H70ZM73 240H75V239H72L71 241H73ZM7 241H8V240H7ZM7 241H5V242L8 243L9 241H8V242H7ZM20 241H21V240H20ZM37 241H38V240H37ZM37 241H36V244H35L36 246H35V247L38 246L37 244L41 243V242H38V243H37ZM71 241H70V242L68 241L69 244H68V243H66V244H67L68 246H69V245H70V246H73L74 244H76V243H75L76 240L74 241V243L72 242L73 244L71 243ZM80 241H79V242H80ZM0 242H1V241H0ZM5 242H3V243H5ZM12 242H13V240H12ZM21 242H22V241H21ZM21 242H20V244H21ZM43 242H42V243H43ZM54 242H56L55 239H54ZM3 243H2V244H3ZM9 243H10V242H9ZM14 243H15V242H13V244L11 243V244H12V246H11V250H12V248H16V247H17L16 249L18 250V249L20 248V247H19V246H20V245H19V242H18V245H19V246L17 245V241H16V243H15L16 245H14ZM33 243H35V242H33ZM42 243H41L40 246H42V248H43V247H44V246H43L44 244H42ZM48 243H50V242H48ZM11 244H8V245L10 246ZM22 244H23V243H22ZM22 244H21V246H22ZM55 244H56V245H55ZM85 244H84V245H85ZM87 244L89 245V247H92V246H90L89 243H87ZM87 244H86V245H87ZM220 244H222V243H220ZM6 245H7V244H5V246H6ZM23 245H25V246H22L21 251H22L23 249L26 248V244H23ZM46 245H47V244H45V246H46ZM57 245H58L57 242L54 243V249L56 248L55 246H57ZM59 245H60V246H58V247H60V251H61V249L63 248V246H62L61 244H59ZM64 245H65V243H64ZM88 245H87V246H88ZM9 246H7V250H8V247H9ZM13 246H15V247H13ZM48 246H50V247L53 246V242L51 243V245H47V246H46V247H47V248H46V249H47V250H46L47 253L51 252L52 256H53V253H55V255H56V253H58L57 250L59 251V248L55 249V251H56V252H55L54 249L51 247L52 250H53V253H52V250H51L50 247H49V248H50L51 251L48 250ZM65 246H66V245H65ZM68 246H67V247H68ZM74 246H75V245H74ZM87 246H86V247H87ZM100 246H101V247H100ZM18 247H19V248H18ZM23 247H24V248H23ZM38 247H39V246H38ZM38 247H37V248H38ZM81 247H82V246H81ZM99 247L102 248V249H100ZM5 248H6V247H5ZM5 248H4V249H5ZM68 248H69V247H68ZM79 248H80V247H79ZM94 248H93V249H94ZM103 248H104V249H103ZM9 249H10V247H9ZM26 249H27V248H26ZM44 249H45V248H44ZM65 249H66V248H64V250H65ZM74 249H77V247H75ZM91 249H92V248H91ZM91 249H88V247L86 248L87 251H89V250L91 251ZM110 249H111V248H110ZM110 249H109V250H110ZM113 249H114V248H112L111 250L113 251ZM5 250H6V249H5ZM17 250H14V251L16 252ZM19 250H20V249H19ZM19 250H18V252H19V256H20V252H21V251H19ZM67 250H69V249H67ZM98 250H96V251L93 250V251H94V252H98ZM109 250H106V251L108 252V255H109V253H110ZM0 251H1V250H0ZM27 251H28V250H26L25 255H26V253L28 254ZM70 251H74V250L71 249ZM77 251H80V250L77 249ZM82 251H84V249H82ZM112 251H111V252H112ZM5 252H6V251H5ZM7 252H8V253H7ZM7 252H6V253H7L6 256H8V257H9V256H13V258L16 257V256H15V255H16L15 252L12 253V251H11V253H12L13 255L10 253L9 250H8ZM62 252L65 253V251H62ZM68 252H69V251H68ZM68 252L66 253L67 255L69 254ZM74 252H75L76 254H77V253L79 254L81 251H80V252H76V251H74ZM74 252L70 253V257H71V254H72V255L75 254ZM9 253H10V255H8ZM14 253H15V254H14ZM99 253H100V252H99ZM4 254H5V253H4ZM4 254H3V253H0V256L3 255V256L5 257ZM21 254H23V256H24V252H23V253L21 252ZM49 254H50V253H49ZM51 254H50V255H51ZM58 254H59V253H58ZM102 254H103V253H102ZM55 255H54V256H55ZM97 255H98V253H97ZM100 255H101V254H100ZM104 255H105V254H103L102 256L104 257ZM106 255H107V253H106ZM108 255L105 256V257H108V258L110 259L111 256H108ZM14 256H15V257H14ZM21 256H22V255H21ZM21 256H20V257H21ZM23 256H22V257H23ZM102 256H101V257H102ZM8 257H6L5 259H6V260H7V259L9 260V259L12 258V257H11V258H8ZM20 257H19V259H23V260H24V258H20ZM25 257H27V256H25ZM73 257H74V256H73ZM98 257H100V256L98 255ZM101 257H100V259H101ZM105 257H104V259H105ZM112 257H113L112 259H114V261L110 259V260H108L107 263H109V261H113L114 264H116V261H115V260H117V259L120 260V258H121L120 255L117 256L118 258H117L116 256H112ZM2 258H3V257H2ZM2 258H1V259H2ZM13 258L11 259V261H7V263L10 262V264H13L14 262L20 261V260H16V259H18V257H17V258H15V261L13 262ZM108 258H107V259H108ZM115 258H116V259H115ZM1 259H0V260H1ZM3 260H4V259H3ZM3 260L0 261L2 264H3V262H4ZM6 260H5V262H4L5 264H7V263H6ZM26 260L28 261V257H27ZM26 260H25V261H26ZM119 260H117V262H118ZM27 261H26V262H27ZM120 261H121V260H120ZM11 262H12V263H11ZM17 263L22 264L23 262H21V263H20V262H17ZM27 263H28V262H27ZM103 263H105V261H104ZM127 263H128V262H127ZM261 263L263 264L264 262L262 261ZM14 264H16V263H14ZM105 264H106V263H105ZM111 264H113V263H111ZM117 264H118V263H117ZM120 264H123V263L121 262ZM129 264H130V263H129ZM248 264H250V263H248Z\"/></svg>", "mask_w": 264, "mask_h": 264}]
</instances>
